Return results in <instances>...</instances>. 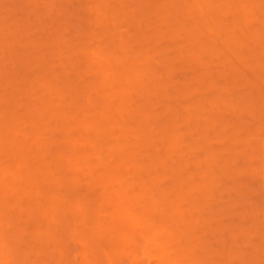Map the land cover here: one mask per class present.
<instances>
[{
  "label": "rangeland",
  "instance_id": "rangeland-1",
  "mask_svg": "<svg viewBox=\"0 0 264 264\" xmlns=\"http://www.w3.org/2000/svg\"><path fill=\"white\" fill-rule=\"evenodd\" d=\"M66 1L70 2L71 0L70 1L69 0H0V24L4 23L3 25L5 26L4 28L8 30L2 32L5 29L1 28L2 25L0 26V28L3 29L2 31L0 29V41L1 40L4 41V45L0 43L1 44L0 45L1 46L0 47V209H1L0 210V264H7V259H6L7 254H5L6 251L3 247V244H6L11 249L15 243L18 244L21 241H22L21 243H23L24 237H25L24 243L29 241L28 246L25 243L28 252L26 251L25 249L26 247H24V245H22L21 243H19L18 245L19 247L23 246L24 251H26V254L22 253L24 256L27 255L28 253L29 264L33 262H34L33 264H40L39 261L44 256L43 252L46 253L47 251L48 244L47 247H45L44 245L47 242H49L50 245L48 247L49 249L47 252L52 254V256L55 255L53 259H51L52 256L48 258L53 261L54 258L58 257V254L56 253L59 252L57 251L60 249L59 244L63 243L65 239L69 236L68 231H67L68 232L67 236L64 235V231L62 232L64 228L63 229L61 228L63 226V225L61 226V224H63V222L61 223V219H63L62 221H64V223L68 222L67 224H69L71 228L70 229L68 227L69 231L73 229V233L71 232L72 235H74V233L77 234L80 232L78 234L79 236L77 235V237L81 236V238L83 239L82 241L76 236L74 237L72 236L74 240L73 239L70 240V238L68 237L70 240L69 245L65 244L68 242V240H66L62 244L64 247H67L66 245L72 247L75 244L74 246L75 250L74 247L72 248H73V253L75 252L74 254H76L77 252L78 254V255L76 254L77 258H75L76 256L75 257L71 256L73 255V253L68 254L66 257L68 259L69 257L70 258L72 257V261L74 258L75 259L74 264H93L94 260L97 261L99 257L102 255V252L103 254H106L103 249H102L103 251L101 252L99 248L100 247L106 248L108 245L107 241L111 239V241L109 242L113 243L114 240L119 239L118 238L119 236L116 235H120V234H121L120 236L126 234L120 238L127 239V241H129L128 236L130 237L133 233L134 235L132 236V238L136 236L138 237L137 239H135L136 242L138 243L142 242L139 244L142 245V247H138L139 245L135 243V241L132 242L137 244L138 248H141L139 249L141 253L143 251L142 248L144 249V245H145L143 254L141 255L139 251H136V247H133L134 244L132 243L131 244L133 246L132 245H131L132 247L130 246L131 249H129L128 247L126 250V248L123 247L124 248L123 251V248L118 246H122L121 244L125 242L123 241L121 243L122 240L121 241L116 240L120 243L119 245L117 243H116L117 245L115 244L116 247H118L116 248V250L119 251L122 250L123 253L122 254L120 253L121 256L118 254L119 256L118 258H116L114 255L115 259H118L120 261L118 263L117 262L118 260L117 261L115 260L114 264L115 262L116 264H127V263L130 264L129 262L131 261L130 259L135 255H136L135 257L137 256L138 257L135 260H133L131 264H170V263L174 264V262L178 264L179 261H180L179 264H188V263L193 264L194 259L191 260V258L195 257L196 261L199 262L197 258H202L206 250L208 251L206 255H204L203 257L209 258L207 259V261H205L206 263L208 262V264L211 262H212L211 264H226V263L227 264H245V263L258 264L257 263L258 261L262 264V262L264 261V257L262 256L261 253L258 252V250L260 251V248H262L261 247L262 245H260L259 243L261 241L263 242L264 240V206H263L264 190H262V188H264V181H261L264 178V172H263L264 150L261 146L264 145H261L262 144V142H260L261 140L259 141V139H262V141H264V79H263L264 65L262 66L260 62L262 60V64L264 63V0H255V1L251 0L253 4H250V2H248L249 0H241V2L237 0L239 4L237 2L230 4L231 0L230 1L213 0L211 2L210 0H201V1H206L204 3H206L209 6L212 5L213 8L210 7L204 8L203 12L206 13V15L203 18H201L202 17L201 15L199 17L200 19L197 17L199 14H201V12L199 13L196 12L198 15L195 14L196 17L195 16L194 17L196 19L195 18L194 19L196 21L194 20V22L192 19L190 20V16L192 15L191 12H190V16L187 14V12L189 9L190 11L193 10L201 11L202 9L200 8L207 6L203 2L199 3L201 6L197 7L198 5H195L197 8H193L191 10V8H189L188 6H190L191 3H192L191 5H194L193 2L195 3L196 0L193 1L192 0H157V1L150 0L152 2L151 7L153 4V7L154 8L156 7L155 9L156 11L154 10V8L150 7L152 11L154 10L155 12L153 11L154 13L153 14L151 13L150 17L148 18L146 17L147 18L146 21L143 19L144 17L142 16L143 22L145 21L146 23V24L142 23L144 24L143 26L141 25V21H139V17L141 18L143 11L145 12L143 7H146V3H144L146 2V0L143 1L133 0L135 2L132 1L133 4L130 3L131 4L130 6L129 4H127L131 2L129 0H127V3H125L126 2L125 0H122L123 2L124 1L125 2L119 4L118 2H120L121 0H105V1L104 0H72L73 2L71 3L74 5V7L73 5H71V3L69 5V3H67ZM188 1H190V3ZM34 2L36 4H34ZM141 2L144 4L142 5ZM172 3L173 4L176 3L175 6ZM227 3H229L230 5ZM170 4H172V7L169 6ZM231 5L232 7L229 8V6ZM207 8L208 10H206ZM76 9H79L81 13H78L79 11ZM130 9L136 12L135 16ZM96 10H98L99 12L97 11L94 14H92ZM116 10H119L117 11L118 16H116L117 13L114 15V12H116ZM147 10L151 12L150 9L147 8ZM96 14L99 16L98 18L102 17L103 19L101 18L98 20L97 18H95ZM139 14L141 15L138 16ZM74 15L76 16V18ZM110 15L112 17L114 16L113 18L118 17V21H117L118 23L116 22L117 18L115 20L112 19L116 23V29L114 28L115 32L113 31V33L111 32L112 31L111 27L108 28L107 26V24H109L108 22L111 21L112 18ZM176 15L178 16L176 17ZM134 17H136L135 21H134ZM137 17L140 24L136 23L138 22L136 21ZM158 18L161 19L158 20ZM198 19L200 20V22H197L199 21ZM80 20L82 22L81 23L82 27L80 26ZM16 21H18L19 24ZM60 21H63L64 23ZM177 21L179 22L177 23ZM59 22L62 23L63 26H66L65 24L66 22L68 24V28L63 27ZM78 22H79V27H78ZM114 22L113 25L111 24L113 27H114ZM195 22H197V25L201 24V26H199L200 28H198L197 30L195 29V27L198 26L194 27L193 25L195 24ZM14 24H16L17 26L13 27L15 26ZM137 24L140 27H138ZM180 24L183 25L181 26ZM184 25L188 27V30ZM55 26H57L56 29ZM183 26L185 28H183ZM6 27H8V29ZM53 27L55 29V32L61 31L60 33H62L63 35L61 36L58 33H57L58 35L53 34L54 32ZM180 27L181 29H183L182 31L178 29ZM189 27H192L191 30L194 28L196 32L193 31L194 29L192 30V32H190ZM174 28H176L175 30H180V31L176 32ZM234 28L235 30H237V32L233 30ZM51 31L52 34H50ZM231 31H232V35L230 36V38L226 39L227 36H229L226 33ZM188 32H190V34L195 33L194 34L195 37L192 38L191 37L192 35H189ZM252 33L253 35H251ZM154 34L156 36H154ZM235 34L237 37H235ZM256 34L259 35L261 34V35L260 37L257 38L256 36L258 35ZM53 35L54 36L57 35V37H53ZM48 36L52 38L48 39ZM141 36L143 37L141 38ZM189 37H191L192 40ZM54 38L55 39L58 38V39L53 40ZM59 38H61V40ZM57 40H59L60 42L59 41L56 42ZM55 42L56 44H54ZM205 42L214 45L212 47L213 50H211L212 48L209 49L211 52H213L210 53L211 55H209L208 53L209 50L207 52L203 51V48L205 49V46L210 45ZM57 43L58 44L61 43L59 44L60 48L55 46L58 45ZM62 43L64 44V46H62ZM99 43L101 45H98ZM201 43L204 47L200 45ZM237 43H240L242 45L241 46L243 47L242 51L237 49L240 47V44H238L239 45L238 46ZM101 46H103V48H100ZM123 46L124 48L127 49V51H125V49L122 48L124 52H121L120 48ZM198 46H200L201 49ZM83 47L85 48L83 49ZM98 47L99 49H96ZM48 49L52 51L53 54L52 52H49ZM100 49H104V50H101L100 53L99 51ZM198 49L201 51H199ZM90 50L94 51L93 53H95L96 55H94L92 52L91 53L96 57V59L94 56H92L89 53ZM32 51L34 52V54ZM29 52H32V54ZM59 52H61L62 57L58 55L60 54ZM86 53H88V55ZM78 57L79 58L83 57V58L80 61ZM46 59L49 60L48 63H51L52 65L50 64L49 66ZM78 60L81 63L79 65L80 67H78L77 65ZM68 62L70 63V65ZM259 62H260V66H257L259 65L258 64ZM121 63L123 65H121ZM87 64L89 65L88 68L85 70ZM131 65L134 66L133 68L135 67L137 68L138 66V68H140L138 70L141 71L140 73L139 71H137V73L139 74H134V76L136 77L135 78L133 77L134 81L138 82L137 84H140L139 82H143L145 85V86L142 85L143 87H146L151 83L152 84L148 87V89L150 88L149 90L150 93L147 92L148 90H146L147 88L146 87L145 88L146 91H144L143 89L144 94L142 93L143 91L141 90L143 88L141 86L142 83L140 84V86L137 85V87L139 88H137L136 85L134 86L136 88L132 87L135 90V91L133 90L134 91L133 93L135 92L137 93L138 92L137 89H139L141 91L140 93L142 94L139 93V96L138 94L136 95L132 94L131 97H129L131 101L128 98V100L131 102L130 105V102H128V100L127 102H125L126 100H124L125 103L120 101L119 98L122 95L118 94L120 95L118 97L117 93H120L121 90H123L121 92L123 93L125 90L127 91V88L131 89V86L128 85L130 84V81L125 80L127 79L126 77H129L127 76L128 74L127 71L131 70L132 68ZM34 66L37 68H35ZM166 66L169 68V70H166L167 69ZM26 67L28 68L26 69ZM42 67L45 68L44 71L43 69L41 70ZM75 67H78L79 69L81 68L82 69L81 72L83 73L79 72L80 70L78 68L77 70ZM89 67H92V69L90 68L91 69L90 70ZM209 67L213 70L206 72L205 71L206 68ZM24 68L27 71L23 70ZM102 68L103 70H101ZM107 68L108 71L110 70L109 68L114 70L113 71L114 76L113 78L110 77L112 78L110 82L109 81L107 83L104 82L105 84H103L102 82L104 81L106 75L109 74L107 73L106 70ZM136 68L135 71L137 70ZM46 69H48V72L46 71ZM74 69H76L77 71L75 72ZM62 70H64L65 72H63ZM94 70L95 71L100 70V71L99 72L97 71L98 74H95L96 72ZM105 70H106V74L104 75L103 73H105ZM122 70L126 71V72L124 71V74L126 73L125 78L121 77L123 75V73H121ZM111 71L112 70H110V72ZM101 72H103L102 74L105 76L103 78V81H101L102 79H100L102 76ZM128 72L130 73V71ZM208 72L210 73L211 76H208L207 74ZM131 75L132 74L130 73L129 79L131 78ZM71 78H73L72 81L68 80ZM67 80L71 85L67 83ZM98 80L100 81V84L99 82H97ZM164 80H167L166 81L167 83ZM162 81L165 82L164 84L166 85L163 84L164 85L163 86L161 84ZM188 81H192V84L191 86L189 85V87L187 86L188 87L187 88L185 85H187ZM132 84L134 83L132 82L131 85ZM155 84L156 86L158 84L159 85L161 84V86H163L162 90H159L161 87L158 88V86L156 87ZM68 85L69 87L71 86V89L68 88ZM183 86L186 88H182ZM72 88L73 91L75 90L74 91L75 94L72 93L73 92ZM155 89L158 91L155 92ZM66 91H70L74 97L69 92ZM187 91L189 93V95L187 96L189 97L184 99L185 98L184 94H186L185 92ZM146 92L148 94H146ZM80 93H83L84 95L82 96V94ZM112 93H113L114 101H112L113 99L111 100L104 99L105 95L110 96ZM180 93L181 95L183 94L184 98L179 99L178 96H180ZM64 94L68 96L66 97ZM100 94L102 96L104 95L103 98H101ZM89 95H91V97L87 99ZM64 96L65 99H62ZM148 96L150 98H148ZM71 98L72 100L76 101L73 103L78 104L79 112H77L78 109L76 110V107L74 108V105L71 102L72 100L70 101ZM122 98L124 97L122 96ZM223 99H225V102L223 101ZM78 100L80 101L78 102ZM118 100H119V105L123 106L124 109L127 110V108H125V105L126 107L129 106L128 107L129 111H130L129 108H132L130 106L136 107V104L138 106L143 107L144 110V108L148 109V106L150 107V105L154 103L155 104L154 108H156V110L155 109L154 110L155 112L157 111L156 113H158L157 119L159 121L157 119L155 120V118L151 119L152 115L148 116L149 118L145 117L146 112L144 113L142 118L140 117L142 114L139 116L140 119L138 118L135 119L136 117L133 115H132L133 117L128 116L130 114L124 113L126 111L117 104ZM86 101L90 102L91 104H89L88 102L86 103ZM107 101L109 102V105ZM132 101L136 103L134 104V102ZM45 102L47 103L46 104L47 106H45L44 104ZM93 102L95 103L93 104ZM41 103H43L44 105L41 106L42 105ZM80 103L83 104V107ZM248 103L251 104L246 109L247 106L246 104ZM167 106H169L170 109L171 108L175 109L176 107H178L177 109L178 111L174 110L176 112L174 111L173 112L178 113V115H181L182 119H180L179 116H177L178 117V119H176L177 121H175V119L174 120L171 119L173 118L172 113L168 112V109H166ZM117 108L122 109V110L119 109V112L120 115L123 116L125 119H121L123 117L119 116V112L117 113L116 111ZM42 109L44 111H42ZM47 109H49L48 110L49 116L51 117L46 116L48 115ZM248 110L251 111L250 112L251 114L248 112ZM82 111L84 112V114ZM132 111H130V113H132ZM54 112L55 114L57 113L56 116ZM64 112L66 113L70 112L68 115L69 117L67 116L68 119L66 117L64 120L63 118H60L61 116L63 117L66 114ZM50 113L54 114L53 116L55 118L52 115H50ZM61 113H64V115H62ZM72 113L74 117L73 115L71 116ZM85 113H87L86 115L88 116V119H85L83 117ZM101 113L103 114L105 113V115L107 116L101 115ZM42 115L45 117H43ZM57 115L58 116L60 115L59 116L60 120H58L59 118H57L58 117ZM157 115L154 116L153 114L152 117H156ZM260 115L261 116L263 115L262 118L260 117ZM116 116L119 117L117 118ZM136 116H138V114ZM75 117H77L78 119ZM137 120H139V122ZM171 120L174 121V123L170 125L171 126L174 125V128H176V129L173 128V130H175V133L179 134L178 136L182 135L181 136L182 138L181 137L179 138L181 140L180 143H177L178 146L176 145L175 148L172 147V145L174 144L173 143L174 138L171 141L169 137L172 136L168 135L173 131L171 128L169 129V127L171 126H169L168 124L169 127L167 125H165L166 127L165 126L163 127L164 124H167V121L168 123H172L173 121ZM44 124L45 127L43 126ZM82 124L85 126V128L83 127V129L85 130L81 128ZM212 124L214 125V128L217 130V132H215L216 130H212V126H213ZM93 125L97 127V130H95L96 129L95 127H94L95 129H93L92 127ZM100 125H102V127H100ZM120 125H122V127H120ZM35 126H37V128ZM112 126L114 127V130ZM151 127H153L154 130L153 129L150 130ZM155 127L158 129H155ZM258 127L260 129L262 127V129L258 130ZM165 128H167L168 130L164 131ZM202 128H207L208 133L206 132L207 134L204 133L203 135L202 133L203 131H201L203 130ZM43 129H45V131ZM63 130H65V132L70 136L67 135L63 136L64 135L62 132ZM109 130H111L112 132L109 133ZM98 131L101 132L99 133ZM124 131L127 132V134L125 132L126 135H124ZM258 131L261 133L259 134ZM165 132H167L166 135ZM158 134L161 135L157 136ZM101 135L102 137H100ZM167 135H168V139L166 138ZM48 136L51 139L48 140ZM96 136L98 139L96 138L95 140ZM149 136H151L152 138L151 137L149 138ZM59 138L61 139V141L58 140ZM67 139H70V141ZM88 140H90L91 143ZM141 140L143 141V145L142 143L139 144V142H142ZM149 140L152 141V143H150ZM93 141L95 142L94 146L97 145V149L96 147H91L93 146L92 144ZM168 141L170 143L172 142L171 143L172 145ZM206 141L209 142L208 144L210 147L205 145ZM52 142H55V144ZM96 142L98 143L96 144ZM147 143L151 145L148 146ZM137 144L140 146L142 145V147H139ZM132 145L135 146L133 147ZM191 145L193 148L191 147ZM122 146L123 149L125 150L121 151ZM202 147L206 149V152L211 151L210 153H212L214 151L215 153L212 154L211 156V154L206 153L204 151L205 149H202ZM172 148L174 149L172 150ZM139 149L141 152H139ZM261 151L262 153H260ZM239 152L241 156H239L240 155ZM57 153L61 155L58 156ZM165 153H170V155L172 154L171 155L172 157L169 156L171 157V159L170 158L167 159L166 156L168 155ZM207 154L209 155V157H207L208 156ZM244 155L246 157H249L250 159L246 158ZM133 156L134 158H132ZM162 157L167 159L166 162H169L170 160L169 168L165 169L164 167H162L163 165H161L162 163L160 161V160L163 161ZM207 158L211 162L206 161L208 160ZM154 159H156L157 161H153ZM179 160L181 163L179 162ZM246 160L248 161L247 163L245 162ZM177 161L183 165L181 167L178 166L179 163ZM222 161L223 162L229 161L228 163H231V165L233 164L232 165L233 167L228 163L227 165H224L227 167L230 165L228 169L234 168L232 169L233 173L226 169L227 170L226 173L228 172L229 173L227 175L226 174L223 175V176H227L224 178H221L223 176H220L222 175L221 172H223L225 168L222 164ZM57 163H59L60 165H58ZM145 164L147 166L144 167L143 165ZM176 165L181 169L179 170ZM212 165H214L215 167H213ZM245 165H246L245 168L246 170H244ZM164 166L167 167L166 165ZM183 166L184 168H182ZM251 166L252 168H254L255 172H252L249 175H247L249 172H251L250 171L252 169L250 168ZM42 167H44L45 169ZM147 167L149 168L147 169ZM261 167H263V170L257 173V171L260 170ZM213 168H215L216 170ZM248 168H250V170H248ZM214 170L218 172L215 173L212 172ZM218 173L220 175H217L218 177H216V179L220 177V179L222 180L221 182L220 180L218 181L219 183H221L220 186L215 185L216 186L215 187L213 186L214 182H210V180H212V178H215L214 175ZM245 173L247 176L245 175ZM210 174L213 175V177L208 176ZM158 176L162 177L161 179L165 181L167 180L166 184L164 183L165 181L162 180H161L162 182L160 181L159 184ZM229 176L230 178H228ZM154 178L155 179L158 178V179L154 180ZM59 180H62V182L64 183H62L61 181L58 182ZM136 180L139 181L137 182ZM121 181L122 184L123 181L124 184L125 183L126 184L122 185ZM142 181L145 182L143 183ZM157 181L158 184L155 185ZM139 182H142L143 184L142 183L140 184ZM146 183L148 184V186ZM120 184L123 186V188L122 186H120ZM238 184L242 186H239ZM244 184L246 186L245 187L246 191L250 189L251 190L246 192L243 189ZM248 185L250 186L249 188H247ZM91 187H93V189H91ZM94 187H96V189ZM88 188L90 189L88 190ZM133 189L136 190L133 191ZM150 189H152L153 192ZM174 189H176L175 193H177V196L174 193ZM158 190L159 192H156ZM69 191L70 193H68ZM16 192L19 193L17 194ZM75 192H77V194ZM137 192L141 194L138 196ZM163 192L166 193L163 194ZM157 193L162 195H159ZM116 194H118L119 199ZM132 194L133 195L136 194V195L133 197ZM155 194H156V198H155ZM207 194L210 195L209 198ZM17 195H19L18 196L19 198L16 197ZM178 195H180V198L185 197L186 200L183 201V199H180ZM20 196H22L23 198ZM122 196L125 200L122 198ZM16 198L19 200H17ZM127 198L129 199V201L127 200ZM13 199H16L14 201H18L19 204L21 201V205L19 207L21 209L22 206L24 210L26 208L25 210L26 212L23 209L20 212V210H18L19 204L18 203H17L18 205L16 204L17 207L14 206L15 204L13 205L14 203ZM117 199L118 200L122 199L125 201V203L122 200L121 203H119ZM153 199L155 203H153ZM196 200L198 201V203ZM99 201H100V205H99ZM101 201L103 204L101 203ZM117 201H118V205L120 206V208L122 207V209L123 207L129 208L130 206H128L127 204L131 205V208L135 207L132 210L135 213L129 214L128 217L126 218L128 220V218H130L131 215L133 218L134 217L133 214L134 215L137 214L138 217L133 218L136 221H133V219H130L129 221L130 223L132 222L133 224L138 221L137 223H135V225L143 221L142 222L143 226L142 223H140L141 227L139 226L140 232L139 231L138 233L135 232L134 231L135 225L133 224L131 225L129 221H127L126 219L124 221L123 219L122 220L120 219L119 216L123 218L122 214L120 213H123L124 209H126L124 211H126L127 213H131L132 211L131 210H130L131 212L128 211L131 208L129 209L124 208L123 210H121L117 205ZM199 202L201 203L199 204ZM4 203H6V205ZM63 203L65 206L63 205ZM70 203H72L71 206ZM178 203L184 205L183 206L177 205ZM187 203L189 204L187 205ZM194 203H196L195 204L196 206L193 205ZM174 204H176L177 206ZM7 205H9V208L6 207ZM142 205L145 209L147 206V209L150 212H148L145 209H144L145 211L142 210L143 209ZM169 205L171 206L169 207ZM189 205L192 206L190 207ZM173 206L175 207V209L177 207L176 211L178 210V212H174V214L173 211H175V209ZM72 207L75 208L72 209ZM95 207H97V209H95ZM99 207L101 210L99 209ZM197 207L198 209H196ZM5 208L6 209L8 208L7 210H9L10 212L6 211ZM114 208H116L115 210L117 211H115ZM150 208L152 209V211H154L153 209L156 208L154 213H156V211L157 213L153 215L151 213L152 211ZM136 209L139 211V213ZM172 209L174 210L172 211ZM179 209L181 210L179 211ZM256 209L258 212L256 211ZM4 210L5 212H9V213H5ZM49 210L50 212H48ZM74 210H77L76 214L72 213ZM93 210H98L97 212L95 211L96 215H93L95 214ZM113 210L114 212H112ZM120 210L122 212H120ZM99 211L101 212L99 213ZM126 212L125 214H127ZM37 213L38 215L35 216V214ZM97 213L99 214L97 215ZM148 213L149 216L150 214L152 215L149 217ZM177 213H179L180 215ZM19 214H21L20 217ZM141 214H143L142 215L143 217H140ZM32 215L34 216L29 217ZM73 215L75 217L74 220H72L74 218ZM57 216L61 219L60 220L59 218L57 219ZM144 216H148L149 221L151 219L150 221L151 227L149 225L150 224L149 221L146 219L145 222V219H143ZM169 216L172 218H169ZM27 217H29V219L25 220L27 219ZM54 217L55 219H53ZM110 217H112V219H110ZM31 218L32 220L30 221ZM117 218H119V221L117 220ZM137 218L140 220V222ZM56 219L57 221H55ZM170 219L172 222L170 221ZM58 220L60 221V223H58L59 222ZM147 221L149 227L148 225H146ZM96 222L100 224L99 225L100 227L102 225L103 226L100 228L99 226H97L98 224H96ZM117 222L119 223V225ZM168 222H169V227L167 225ZM256 222H257V227H256L257 230L255 229L256 225H253ZM93 223L96 224V226ZM114 223L116 224L115 225L116 228L119 227L120 229L118 228L117 230L115 229V227L112 228L114 226L113 225ZM144 223L146 227H148L147 230H150L149 232L146 229H142L141 231L140 228L145 227ZM36 224L39 226V232L41 231L40 237H38L37 235V238L35 237L36 233L34 234L32 233L34 229V225L36 228ZM261 224H263V227H261L260 230L258 227H260L259 225ZM130 225L133 226L131 227L132 229L130 228ZM138 225L136 227H138ZM218 225L221 226L219 227ZM225 226H228L229 228L232 226L231 228L234 227L236 229L232 230ZM95 227L97 228L99 227L98 229L101 230H97V228ZM251 227H253L255 231H253ZM209 228L213 231L216 230L218 231L217 233H214L210 231ZM237 229H240L241 231ZM116 230L117 233H114V231ZM120 230L121 232L124 231V233L118 234V231ZM178 230L180 231V234ZM16 231L18 232L23 231L22 233H25L26 236L21 234L23 237L21 238L19 236L20 233L16 235L18 233ZM34 231H36V229H34ZM14 232H16L15 234L16 236H19L21 238V241L20 239L17 241L16 239L13 238ZM143 232L147 234H144ZM175 232L176 234H174ZM44 233L45 234L47 233L48 237H46ZM93 233L94 234L97 233V236L95 235L96 236L95 238ZM201 233H204L207 236H205L204 234L202 235ZM60 234H63L64 237H62L63 235ZM139 234L140 236L142 235L143 238H139ZM44 235L45 237H43ZM10 236H12L11 238H13L14 241L16 240V242L12 241V239L10 240ZM188 238H191L192 241L189 242L188 240L190 239ZM75 239L76 242L80 241L81 244L80 242L79 243L77 242L78 243L77 245ZM141 239L144 241H142ZM91 240H93V244ZM199 240L200 242L202 241V243L206 244V246L208 247L206 248V246H204L201 249L196 250L195 248H197L201 244ZM216 240L220 243H216ZM204 241H206V243ZM56 243L58 244L56 245ZM102 243L105 244L102 245ZM112 243L110 244L112 245ZM186 244L189 246H187ZM256 244L260 245V248L256 249L257 253L255 252L252 254L251 252L254 251V248L255 247L257 248V246H255ZM223 245H226V247ZM63 246H61L60 244L61 248ZM16 247L19 248L17 245ZM54 247L55 249H53ZM56 247H58L59 249H56ZM109 247L111 251V249L113 248H111V246ZM220 247H224L225 249L228 248V250H223L224 248L221 249ZM17 248H15L16 250H14V252L15 251L18 252ZM189 248H192L194 251H192ZM43 249L46 250L43 251ZM12 250L13 248L11 249V252L13 253ZM69 250H71V248ZM262 250L261 252L264 254V250L263 251ZM53 251H56V253H54ZM186 251L189 253H187ZM202 251L205 252L203 253ZM21 252H18V254L16 253V256L17 255L20 256ZM192 252H194V254ZM107 254L106 256L104 255L106 260L108 259ZM46 256H48L47 253ZM97 256L98 259L95 258ZM110 256L113 255L111 254ZM250 256L251 257L253 256L254 258L253 257L250 258ZM25 257L27 259V256ZM102 257L103 256H101L100 258L102 259ZM188 257H190V260H188L189 259ZM229 257H231V259H229ZM256 257H258L257 262H256ZM48 258H46V260L45 258L44 259L42 258V260L44 261L42 262L41 260V264H52L50 263L51 261L47 260ZM59 259H60L59 257L57 258V260L55 259L56 262L53 261L54 264H58L57 261ZM101 259H99L100 264L103 263V260L101 263ZM248 259L249 260L251 259L252 261H249ZM20 260L23 261L24 259H20ZM20 260H17L16 262L14 260V263L16 264ZM28 260H25V262L27 263ZM64 260L67 261L66 259ZM70 260L68 263L66 262V264H69ZM224 260H227L228 262ZM246 260L248 262H244ZM61 262H59V264H61ZM62 263H64V261Z\"/></svg>",
  "mask_w": 264,
  "mask_h": 264
},
{
  "label": "bare ground",
  "instance_id": "bare-ground-1",
  "mask_svg": "<svg viewBox=\"0 0 264 264\" xmlns=\"http://www.w3.org/2000/svg\"><path fill=\"white\" fill-rule=\"evenodd\" d=\"M69 1H70V0H69ZM104 1H105V0H104ZM125 1H126V2H125ZM125 1H124V2L127 3V0H125ZM129 1H131V2H129V3H127V4H129V6H130V5H131L130 3L133 4V2H135L136 0H135V1H133V0H129ZM132 1H133V2H132ZM138 1H139V0H138ZM141 1H143V0H141ZM151 1H152V0H151ZM151 1H150V0H146V2H144V3H146V7H143V8H144L145 12L148 13V14H146V13L143 11V14H142V15H141V14L138 15V16L141 15V18L139 17V21H141V25H142V26H143L144 24H146L145 21H146V19H147L148 17L151 16V13L153 14V13L156 11V10H155L156 7L154 8V7H153V4H152V7H151V3H152ZM154 1H157V0H154ZM192 1H193V0H192ZM211 1H213V0H210V2H211ZM229 1H230V0H229ZM254 1H255V0H254ZM66 2H67V1H66ZM71 2H73V1L71 0L70 2H67V3H69V5H70ZM122 2H123V1L121 0L120 2H118V4H119V3H122ZM124 2H123V3H124ZM188 2L190 3V1H188ZM202 2L204 3V2H206V1L196 0L195 3L193 2L194 5H191L192 3L190 4V6H192V7H190V6H188V7L191 8V10H192L193 8H197V7L201 6L199 3H202ZM210 2H209V3H210ZM226 2H227V1H226ZM236 2H237V0H231V1H230V4H232V3H236ZM239 2H241V0H239ZM248 2H250V4H253V3L251 2V0H249ZM136 3H137V2H136ZM136 3H135V4H136ZM144 3L141 2L142 5H143ZM147 3H148V4H147ZM170 3H171V2H170ZM209 3H208V4H209ZM237 3H238V2H237ZM29 4H30V3H29ZM32 4H33V3H32ZM34 4H36V3L34 2ZM168 4H169V3H168ZM172 4H173V3H172ZM172 4H170L169 6L172 7ZM175 4H176V3H174L173 5L175 6ZM204 4H206V3H204ZM227 4H229V3H227ZM230 4H229V5H230ZM238 4H239V3H238ZM238 4H237V5H238ZM71 5H73V4L71 3ZM149 5H150V6H149ZM195 5H198V6L196 7ZM202 5H203V4H202ZM206 5H207V4H206ZM26 6H28V5H26ZM174 6H173V7H174ZM244 6H245V5H244ZM249 6H250V5H249ZM69 7H70V6H69ZM71 7H72V6H71ZM73 7H74V5H73ZM134 7H135V6H134ZM150 7H151V8H154L155 11L153 10V11H154V12H153L152 9H151ZM188 7H187V8H188ZM206 7L213 8L212 5H211V6L207 5V6L203 7V8H200V9H202L201 11H200V10H193L194 12H193V11H190V9L188 8L189 10H188L187 14H188L189 16H190V12H191L192 15L194 14L193 16H192V15L190 16V20L192 19L193 22H194V20L196 19L195 17H196V15H198L197 13H199V12H201V14H199L197 18H199L201 15H202L201 18H203V17L206 15V13L203 12V9L206 8ZM231 7H232V5L229 6V8H231ZM75 8H76V7H75ZM147 8L150 9L151 12H150L149 10H147ZM246 8H247V7H246ZM30 9H31V7H30ZM68 9H69V8H68ZM82 9H83V8H82ZM11 10H12V9H11ZM66 10H67V9H66ZM71 10H72V9H71ZM71 10H70V11H71ZM76 10L79 11V9H76ZM80 10H81V9H80ZM93 10H94V9H93ZM130 10L132 11V13H133L134 16H135V13H136V12H134L132 9H130ZM206 10H208V8H207ZM12 11H13V10H12ZM81 11H82V10H81ZM97 11H98V10H96V11H94V12L92 11V12H93L92 14H94V13L97 12ZM117 11H119V10H116V12H114V15L117 13ZM148 11H149V12H148ZM98 12H99V11H98ZM196 12H197V13H196ZM78 13H81V12L79 11ZM128 13H131V12H128ZM149 13H150V14H149ZM180 13H182V12H180ZM180 13H179V14H180ZM97 14H98V13H97ZM97 14H96L97 17L95 16V18H97L98 20L101 19L102 17L100 16L101 18H98V17H99V16H98L99 14H98V15H97ZM119 14H120V12H119ZM195 14H196V15H195ZM111 15H112V14H111ZM111 15H110V16H111ZM148 15H149V16H148ZM74 16H75V15H74ZM116 16H118V13H117ZM142 16L144 17V18H143V19L145 20L144 22H143ZM177 16H178V15H176V17H177ZM194 16H195V17H194ZM69 17H71V16H69ZM79 17H80V16H79ZM111 17H112V16H111ZM113 17H114V16H113ZM113 17L111 18V21H109V19H108L109 22L107 21V22L109 23V24H107V26H108V28L111 27V29H112L111 32H112V33H113V31H114V28L116 29V23L114 22V20L117 18L116 22L118 21V17H116V18H113ZM146 17H147V18H146ZM185 17H186V16H185ZM187 17H188V16H187ZM75 18H76V16H75ZM75 18H74V19H75ZM107 18H108V17H107ZM107 18H106V19H107ZM135 18H136V17H134V21H135ZM194 18H195V19H194ZM57 19H58V18H57ZM79 19H80V18H79ZM79 19H78V20H79ZM102 19H103V18H102ZM112 19H114V20H112ZM132 19H133V18H132ZM160 19H161V18H160ZM160 19L158 18V20H160ZM184 19H185V18H184ZM199 19H200V18H199ZM199 19H198V20H199ZM68 20H69V19H68ZM180 20H181V18H180ZM64 21H66V20H64ZM136 21H138V17H137V20H136ZM139 21L136 22V23L140 24ZM195 21H196V20H195ZM3 22H4V21H3ZM16 22L18 23V21H16ZM16 22H15V23H16ZM60 22L64 23L63 21H60ZM60 22H59V23H60ZM76 22H77V21H76ZM110 22H111V23H110ZM113 22H114V27L112 26V25H113ZM178 22H179V21H177V23H178ZM181 22H182V21H181ZM197 22H200V20L197 21ZM197 22H195L196 25L193 24L194 27H195V26H198V27H195L196 30H197L198 28H200L199 26H201L200 23H198V24H200V25H197ZM17 23H16V24H17ZM59 23H58V24H59ZM62 23H60V24L63 26ZM81 23H82V22H81V20H80V26H81ZM117 23H118V22H117ZM142 23H144V24H142ZM147 23H148V22H147ZM177 23H175V24H177ZM16 24H14L15 26H13V27H16V26H17ZM18 24H19V23H18ZM37 24H38V23H37ZM65 24H66V26H63V27H67V28H68V24H67L66 22H65ZM65 24H64V25H65ZM90 24H91V23H90ZM93 24H94V23H93ZM111 24H112V25H111ZM138 24H137V25H138ZM1 25L3 26L4 23H3V24H0V26H1ZM54 25H55V24H54ZM180 25H181V24H180ZM182 25H183V24H182ZM182 25H181V26H182ZM2 26H1V28H4V27H5V26H3V27H2ZM9 26H10V25H9ZM35 26H36V25H35ZM88 26H90V25H88ZM91 26H92V25H91ZM174 26H175V25H174ZM184 26H186V25H184ZM184 26H183V28H185ZM191 26H192V25H191ZM40 27H41V26H40ZM56 27H57V26H55V29H56ZM59 27H60V25H59ZM78 27H79V22H78ZM81 27H82V26H81ZM138 27H140V26L138 25ZM1 28H0V29H1ZM6 28L8 29V27H6ZM11 28H12V26H11ZM11 28H10V29H11ZM70 28H71V27H70ZM136 28H137V27H136ZM191 28H192V27H189V29H190L189 31H190V32H192V30L194 29V28H193V29L191 30ZM235 28H236V27H235ZM235 28H234L233 30H234L235 32H237V30H235ZM4 29H5V28H4ZM41 29H42V28H41ZM53 29H54V27H53ZM55 29L53 30V31H54L53 34H57V33H58V34H60L61 36L63 35L62 33H60L61 31H57V32H55ZM57 29H58V28H57ZM83 29H84V28H83ZM111 29H110V30H111ZM137 29H138V28H137ZM175 29H176V28H174V30H175ZM178 29H180L181 31L183 30V29H181V27L178 28ZM186 29L188 30V27H187V26H186ZM195 29H194L193 31L196 32ZM2 30H3V29H1V31H2ZM14 30H15V29H14ZM62 30H64V29H62ZM72 30H73V29H72ZM74 30H75V29H74ZM180 30H175V31L177 32V31H180ZM5 31H8V30L5 29V30L2 31V32H5ZM75 31H76V30H75ZM79 31H80V28H79ZM15 32H16V31H15ZM15 32H14V33H15ZM82 32H83V31H82ZM111 32H110V34H111ZM114 32H115V31H114ZM172 32H173V31H172ZM184 32H185V31H184ZM190 32H188L189 35H192L191 37L194 38V37H195V35H194L195 33L190 34ZM14 33H13V34H14ZM16 33H17V32H16ZM49 33H50V32H49ZM186 33H187V32H186ZM50 34H52V31H51ZM58 34H57V35H58ZM156 34H157V33H156ZM226 34L229 35V36L225 35V36H227L226 39H228V38H230V36L232 35V31H231V32H228V33H226ZM57 35H56V36L53 35V37H57ZM96 35H98V34H96ZM251 35H253V33H252ZM256 35H258V36H256ZM256 35H255V36L258 38V37H260L261 34H260V35H259V34H256ZM19 36H20V34H19ZM139 36H140V35H139ZM154 36H156V35L154 34ZM59 37H60V36H59ZM106 37H107V34H106ZM142 37H143V36H141V38H142ZM152 37H153V36H152ZM191 37H189V38L192 40ZM235 37H237L236 34H235ZM22 38H23V37H22ZM46 38H47V36H46ZM49 38H52V37H49V36H48V39H49ZM154 38H156V37H154ZM261 38H262V36H261ZM56 39H58V38H56ZM56 39L54 38L53 40H56ZM59 39L61 40V38H59ZM65 39H66V38H65ZM106 39H107V38H106ZM152 39H153V38H152ZM18 40H19V39H18ZM103 40H105V39H103ZM141 40H142V39H141ZM141 40H140V41H141ZM1 41H2V40H1ZM1 41H0V43L4 45V41H2L3 43H2ZM19 41H20V40H19ZM19 41H18V42H19ZM58 41H59V40H57L56 42H58ZM64 41H66V40H64ZM67 41H68V40H67ZM138 41H139V40H138ZM53 42H54V41H53ZM56 42H55L54 44H56ZM59 42H60V41H59ZM61 42H62V41H61ZM99 42H100V41H99ZM123 42H124V41H123ZM237 42H238V41H237ZM49 43H51V42H49ZM68 43H69V42H68ZM68 43H67V44H68ZM100 43H101V42H100ZM100 43H99L98 45H101ZM205 43H207V42H205ZM1 44H0V45H1ZM54 44H53V45H54ZM57 44H58V43H57ZM59 44H61V43H59ZM59 44H58V45H55V46L59 47ZM124 44H126V43H124ZM207 44H210V43H207ZM238 44H240V43H237V45H238ZM3 45H2V47H3ZM50 45H51V44H50ZM50 45H48V46H50ZM198 45H199V44H198ZM200 45H202V43H201ZM62 46H64L63 43H62ZM66 46H67V45H66ZM202 46H203V45H202ZM207 46H208V45H207ZM207 46H205V49L203 48L204 46L202 47V48H203V51L207 52V51H208L210 48H212L214 45H211V44H210V45L208 46L209 48H208ZM238 46H239V45H238ZM241 46H242V45L240 44V47L237 48V49H239L240 51H242V49H243V47H241ZM0 47H1V46H0ZM57 47H56V48H57ZM85 47H86V46H85ZM85 47H83V49H84ZM198 47L201 49L200 46H198ZM206 47H207V48H206ZM47 48H48V47H47ZM51 48H54V47H51ZM59 48H60V47H59ZM80 48H81V47H80ZM100 48H103V46H101ZM122 48H124V46L120 48V49H121V52H124V50H122ZM214 48H215V47H214ZM96 49H99V47L96 48ZM124 49H125V51H127L126 48H124ZM206 49H207V50H206ZM23 50H24V49H23ZM48 50H49V49H48ZM56 50H58V49H56ZM56 50H55V52H56ZM79 50H80V49H79ZM85 50H86V49H85ZM101 50H104V49H100V50H99L100 53H101ZM198 50H199V49H198ZM198 50H197V51H198ZM211 50H213V48H212ZM24 51H25V50H24ZM53 51H54V49H53ZM83 51H84V50H83ZM199 51H201V50H199ZM214 51H215V50H214ZM32 52H33V51H32ZM32 52H29V53L32 54ZM49 52H52V51L49 50ZM55 52H54V53H55ZM91 52L93 53L94 51H93V50H90V52H89L92 56L96 55L95 53H93V54H94V55H93ZM103 52H104V51H103ZM103 52H102V53H103ZM158 52H159V51H158ZM26 53H27V52H26ZM45 53H46V52H45ZM47 53H48V52H47ZM59 53H60V54H58V53H57V54L61 56V52H59ZM73 53H74V52H73ZM76 53H77V52H76ZM208 53H209V55H211L210 53H213V52H211V51L209 50ZM33 54H34V52H33ZM52 54H53V52H52ZM55 54H56V53H55ZM80 54H83V53H80ZM84 54H85V53H84ZM86 54L88 55V53H86ZM97 54H98V53H97ZM44 55H45V54H44ZM49 55H51V54H49ZM75 55H76V54H75ZM78 55H79V52H78ZM21 56H22V55H21ZM21 56H20V57H21ZM53 56H54V55H53ZM92 56H91V57H92ZM42 57H44V56H42ZM55 57H56V56H55ZM61 57H62V56H61ZM61 57H59V58H61ZM76 57H77V56H76ZM94 57H95V56H94ZM31 58H32V57H31ZM49 58H50V57H49ZM80 58H81V59H80ZM80 58L78 57V59L81 61L83 57H80ZM91 59H92V58H91ZM91 59H90V60H91ZM93 59H94V58H93ZM95 59H96V57H95ZM21 60H22V59H21ZM37 60H38V59H37ZM43 60H44V59H43ZM46 60H47V59H46ZM50 60H51V59H50ZM79 60H78V62H79ZM19 61H20V60H19ZM48 61H49V60H47V63H48ZM93 61H95V60H93ZM78 62H77V65H78V67H80L79 65H80L81 63H80V62L78 63ZM82 62H83V61H82ZM260 62H261V65L263 66L264 63L262 64V60H261ZM260 62L258 63L259 65H257V66H260ZM36 63H37V62H36ZM40 63H41V62H40ZM68 63H69V62H68ZM91 63H92V62H91ZM42 64H43V63H42ZM48 64H49V66H50L51 63H48ZM205 64H206V63H205ZM205 64H204V65H205ZM23 65H24V64H23ZM51 65H52V64H51ZM62 65H63V64H62ZM69 65H70V63H69ZM75 65H76V64H75ZM75 65H74V66H75ZM88 65H89V64H87V67L85 68V70L88 68ZM116 65H117V64H116ZM121 65H123V64L121 63ZM142 65H144V64H142ZM24 66H25V65H24ZM24 66H23V67H24ZM65 66H66V65H65ZM145 66H146V65H145ZM167 66H169V65H167ZM167 66H166L167 69H166V68H165V69H166V70H169V68H168ZM34 67H35V66H34ZM34 67H33V69H34ZM40 67H41V66H40ZM53 67H54V66H53ZM78 67H75V68L77 69ZM82 67H83V66H82ZM99 67H100V66H99ZM99 67H98V68H99ZM121 67H122V66H121ZM131 67H132L131 70H128V71H130V73L132 74L130 79H129V77H130V73H129L128 71H127V73H128L129 75L127 74V76H129V77H126V76H125V74H126V73L124 74V71H125V70H122V72H121V73H123V75H124V76L122 75L121 77H123V78L126 77L127 79H125V80L130 81V84H128V85L131 86V89H130V88H129V89L127 88V91L129 90L128 92L124 89V90H125V91H124L125 93H124V92L121 93L123 90H121V92L119 91L120 93H117L118 91L116 92L117 95L120 94V95H122V96L124 97V98H122V96H121V97L119 98V100L122 101L123 103L127 102L128 98L131 97L132 94H135V95L138 94V96H139V93H140L141 91H140L139 89H137L138 92H137V93H136V92L133 93V92L135 91L133 88H136L137 85L140 86L141 83H142L141 86H142V85L145 86L143 82H139L140 84H137L138 82H135V81H134V78L136 77V76H134V74H139L141 71L138 70V69H140V68H138V66H137V68L135 67V68L137 69V70L135 71V68H133L134 66L131 65ZM143 67H144V66H143ZM27 68H28V67H26V69H27ZM35 68H37V67H35ZM46 68H47V67H46ZM48 68H49V67H48ZM54 68H55V67H54ZM72 68H74V67H72ZM90 68L92 69V67H89V69H90ZM100 68H101V67H100ZM111 68H113V67H111ZM111 68H109L110 70H112L111 72H110V70L108 71V68L106 69V70H107V73H109L108 75H106L107 79H106V77L104 76V75L106 74V70H105V73L101 72V74H102V73L104 74V75L102 74V76L100 75V76H101L100 79H102L101 81H103V78H104V77H105V79L107 80V81H106V80L104 79V81L102 82L103 84H105L104 82H106V83H107L108 81L110 82L111 79L113 78V76H114L113 71H114V70L111 69ZM119 68H120V67H119ZM122 68H123V67H122ZM26 69L24 68L23 70H26ZM39 69H40V68H39ZM42 69H43V71L45 70L44 67H42L41 70H42ZM55 69H56V68H55ZM55 69H54V70H55ZM76 69H74L75 72H76L79 68H78L77 70H76ZM91 69H90V70H91ZM72 70H73V69H72ZM79 70H80L79 72H81L82 69L80 68ZM85 70H84V71H85ZM101 70H103V68H102ZM212 70H213V69H211V68L209 67V68H206L205 71L207 72V71H212ZM215 70H216V69H215ZM215 70H214V72H215ZM26 71H27V70H26ZM26 71H25V72H26ZM34 71H35V70H34ZM46 71L48 72V69H46ZM46 71H45V73H46ZM62 71L65 72L64 70H62ZM94 71H95V70H94ZM97 71H98V70H96V71H95L96 73H95V72H94V73H95V74H98V72H99L100 70H99L98 72H97ZM137 71H139V73H137ZM36 72H37V71H36ZM40 72H41V71H40ZM40 72H38V73H40ZM49 72H50V71H49ZM92 72H93V71H92ZM125 72H126V71H125ZM54 73H55V72H54ZM68 73H69V72H68ZM81 73H83V72H81ZM112 73H113V74H112ZM211 73H212V72H211ZM42 74H43V73H42ZM61 74H62V73H61ZM69 74H70V73H69ZM69 74H68V75H69ZM77 74H80V73H77ZM95 74H94V75H95ZM111 74H112V76H111ZM207 74H208V76H211L209 72H208ZM57 75H58V74H57ZM66 75H67V74H66ZM70 75H71V74H70ZM80 76H81V75H80ZM95 76H96V75H95ZM137 76H138V75H137ZM10 77H13V76H10ZM22 77H23V76H22ZM52 77H53V76H52ZM57 77H58V76H57ZM81 77H82V76H81ZM110 77H112V78H110ZM133 77H134V78H133ZM8 78H9V77H8ZM38 78H39V77H38ZM43 78H45V77H43ZM67 78H69V77H67ZM96 79H97V77H96ZM131 79H132V81H131ZM263 79H264V76H263ZM22 80H23V79H22ZM34 80H35V79H34ZM37 80H38V79H37ZM64 80H65V79H64ZM68 80L72 81L73 78L68 79ZM68 80H67V83L70 84ZM162 80H163V79H162ZM197 80H198V79H197ZM9 81H10V80H9ZM23 81H24V80H23ZM39 81H40V80H39ZM55 81H56V79H55ZM128 81H127V82H128ZM136 81H137V80H136ZM164 81L166 82L167 80H164ZM36 82H37V81H36ZM59 82H62V81H59ZM75 82H76V81H75ZM97 82H99V84H100V81H99V80H98ZM132 82H133L134 84L131 85ZM153 82H154V81H153ZM165 82L162 81L161 84L163 85ZM195 82H196V81H195ZM38 83H39V82H38ZM40 83H41V82H40ZM50 83H51V82H50ZM102 83H101V84H102ZM128 83H129V82H128ZM135 83H136V84H135ZM166 83H167V82H166ZM188 83H189V84H188ZM193 83H194V82H193ZM41 84H42V83H41ZM43 84H44V83H43ZM48 84H49V83H48ZM56 84H57V83H56ZM73 84H75V83H73ZM77 84H78V83H77ZM97 84H98V83H97ZM97 84H95V85H97ZM151 84H152V83H151ZM151 84H150V85H151ZM161 84H160V85H159V84L157 85L158 88L161 87L159 90H162L163 86L166 85V84H164L163 86H161ZM191 84H192V81H188V82H187V85H185V86H186V87H187V86L189 87V85L191 86ZM53 85H54V84H53ZM70 85H71V84H70ZM135 85H136V87H134ZM150 85L146 86L147 88L142 86L143 88H142L141 90H142V91H143V89H144V91L148 90L147 92L150 93V91H149L150 88L148 89V87H149ZM182 85H183V84H182ZM49 86H50V85H49ZM51 86H52V85H51ZM55 86H56V85H55ZM77 86H78V85H77ZM93 86H94V83H93ZM155 86H156V84H155ZM155 86H154V87H155ZM157 86H156V87H157ZM61 87H62V86H61ZM64 87H65V85H64ZM64 87H63V88H64ZM66 87H67V86H66ZM132 87H133V88H132ZM186 87L183 86L182 88H186ZM188 87H187V88H188ZM52 88H53V87H52ZM68 88L71 89V86L69 87V85H68ZM73 88H74V87H73ZM73 88H72V91H73ZM95 88H96V86H95ZM137 88H139V87H137ZM145 88H146V90H145ZM182 88H181V89H182ZM156 89H157V88H156ZM156 89H155V92L158 91V90H156ZM53 90H54V89H53ZM66 90H67V89H66ZM76 90H77V89H76ZM131 90H132V92H131ZM133 90H134V91H133ZM59 91H60V90H59ZM74 91H75V90H74ZM74 91H73L72 93L75 94ZM144 91L142 92L143 94H144ZM63 92H65V91H63ZM63 92H62V93H63ZM66 92H69V93L73 96V94H72L70 91H66ZM147 92H146V94H148ZM57 93H58V92H57ZM129 93H130V96H129ZM142 93H140V94H142ZM177 93H178V92H177ZM185 93H186V94H184V95H185V98L183 97V94L181 95V93H180V96H178L179 99H182V98L186 99V98H188V97H189V96H187V95H189L188 91L185 92ZM187 93H188V94H187ZM58 94H59V93H58ZM60 94H61V93H60ZM66 94H68V93H66ZM70 94H69V95H70ZM80 94H82V96L84 95L83 93H80ZM126 94H127V95H126ZM56 95H57V94H56ZM64 95H65V94H64ZM71 95H70V96H71ZM85 95H88V94H85ZM100 95H101V94H100ZM111 95H112V96H111ZM111 95H110V96H109V95H105V98H104V99H107V100H109V99H110V100L113 99L112 101H114L113 93H112ZM120 95H118V97H119ZM60 96H61V95H60ZM65 96H66V95H65ZM65 96H64L62 99H65ZM67 96H68V95H67ZM67 96H66V97H67ZM80 96H81V95H80ZM82 96H81V97H82ZM103 96H104V95H103ZM103 96L101 95V98H103ZM106 96H107V97H106ZM115 96H116V95H115ZM115 96H114V97H115ZM73 97H74V96H73ZM90 97H91V95H89V97H88V98L86 97V98L89 99ZM133 97H134V96H133ZM180 97H181V98H180ZM54 98H55V97H54ZM148 98H150V97L148 96ZM122 99H123V100H122ZM71 100H72V98L70 99V101H71ZM119 100H118V103H117L118 105H119ZM124 100H126V101L124 102ZM129 100H130V98H129ZM129 100H128V102L131 101V100H130V101H129ZM132 100H133V99H132ZM134 100H135V99H134ZM42 101H44V100H42ZM62 101H63V100H62ZM68 101H69V100H68ZM79 101H80V100H78V102H79ZM89 101H90V100H89ZM94 101H95V100H94ZM116 101H117V100H116ZM116 101H115V102H116ZM223 101L225 102V99H223ZM242 101H243V100H242ZM259 101H260V100H259ZM40 102H41V101H40ZM52 102H53V101H52ZM71 102H72V104L74 105V108L76 107V110H77V109L79 108L78 104H77V103H73V102H76V101L72 100ZM87 102H88V101H86V103H87ZM107 102H108V101H107ZM132 102H134V101H132ZM257 102H258V101H257ZM260 102H261V101H260ZM65 103H66V100H65ZM88 103L91 104L90 102H88ZM94 103H95V102H93V104H94ZM99 103H100V102H99ZM104 103H105V101H104ZM111 103H112V102H111ZM135 103H136V102H134V104H135ZM41 104H42L41 106H43L44 104H45V106H47V105H46V104H47L46 102H45L44 104H43V103H41ZM80 104H81V103H80ZM102 104H103V102H102ZM120 104H121V102H120ZM128 104H129V103H128ZM134 104H133V105H134ZM250 104H251V103H250ZM250 104H249V103L246 104V105H247V106H246V109H247L248 106H250ZM252 104H253V103H252ZM65 105H68V104H65ZM81 105H82V107H83V104H81ZM108 105H109V102H108ZM118 105H117V106H118ZM130 105H131V102H130ZM154 105H155V104L152 103V104L150 105V107L148 106V109H145V108H144L145 111L143 110V107L138 106L137 104H136V107L130 106V107H132V108H129V109H130V111L133 110L132 113H130V111L128 110V107H129L128 105H127L128 107H126V105H125V108H127V110L129 111V113H128V111H127L126 109H124L123 106H120V105H119V106L122 107V109H124V110L126 111V112H124V113L130 114V115H128V116H130V117L135 116V117H136L135 119H137V118L140 119L139 116L142 114V115L140 116V117L142 118V116L144 115L145 112L147 113V115H146V113H145V117H148V116H151V115L153 116V114H154V116L157 115L158 113H156L157 111L155 112L156 108H154ZM258 105H260V104H258ZM45 106H44V107H45ZM77 106H78V107H77ZM119 106H118V107H119ZM137 106H138V107H137ZM152 106H153V107H152ZM252 106H253V105H252ZM67 107H68V106H67ZM48 108H49V106H48ZM51 108H52V107H51ZM135 108H136V110H135ZM137 108H138V109H137ZM250 108H251V107H250ZM45 109H46V108H45ZM70 109H71V108H70ZM80 109H81V108H80ZM117 109H118V110H117ZM117 109H116V111H117V113H118V112H119V109H121V108H117ZM122 109H121V110H122ZM151 109H152V110H151ZM154 109H155V110H154ZM166 109H168V112H169V113H172V117H173V118H171V119H173V120L175 119V121H177V120H176V119H178L177 116H179V118L182 119V116H181V115H178V113H174V112L178 111V110H177L178 107H176L175 109H174V108H171V109H170V107L167 106ZM248 109H249V108H248ZM48 110H49V109H47V111H48ZM51 110H52V109H51ZM73 110H75V109H73ZM134 110H135V111H134ZM171 110H172V111H171ZM174 110H176V111H174ZM179 110H180V109H179ZM35 111H36V110H35ZM42 111H44V110L42 109ZM64 111H65V110H64ZM173 111H174V112H173ZM60 112H61V111H60ZM77 112H79V109H78ZM77 112H76V113H77ZM82 112H83V111H82ZM101 112H102V111H101ZM135 112H136V113H135ZM248 112L250 113L251 111L248 110ZM255 112H256V111H255ZM52 113H53V112H52ZM64 113H66V112H64ZM64 113H61V114L64 115ZM69 113H70V112L66 113L63 117L61 116L60 118H63V120H64L65 117L67 118V116L69 115ZM73 113H74V112H73ZM73 113L71 114V116L73 115ZM80 113H81V111H80ZM105 113H106V111H105ZM105 113H104V114L101 113V115H105ZM107 113H108V111H107ZM134 113H135V114H134ZM152 113H153V114H152ZM249 113H248V114H249ZM253 113H254V110H253ZM38 114H39V113H38ZM45 114H46V113H45ZM47 114H48V115H46V116H49V111H48ZM54 114H55V112H54ZM54 114H51V113H50V115H52V116H53ZM56 114H57V113H56ZM56 114H55V116H56ZM83 114H84V112H83ZM86 114H87V113H85V115H86ZM137 114H138V116H136ZM250 114H251V113H250ZM250 114H249V115H250ZM75 115H78V114H75ZM85 115H84L83 117H84L85 119H88V116L86 115V117H87V118H86ZM132 115H133V116H132ZM173 115H174L175 117H174ZM42 116H43V115H42ZM57 116H58V115H57ZM59 116H60V115H59ZM59 116H58L57 118H59ZM71 116H70V117H71ZM90 116H91V115H90ZM105 116H107V115H105ZM119 116H121V115H120V112H119ZM119 116H118V117H119ZM126 116H127V115H126ZM152 116H151V119L155 118V120H156V119L158 118V115H157L156 117H152ZM262 116H263V115H262ZM262 116L260 115L261 118H262ZM43 117H45V116H43ZM49 117H51V116H49ZM53 117H54V116H53ZM68 117H69V116H68ZM73 117H74V115H73ZM93 117H94V115H93ZM116 117H117V116H116ZM118 117H117V118H118ZM121 117H123V116H121ZM54 118H55V117H54ZM60 118H59L58 120H60ZM75 118H77V117H75ZM89 118H90V117H89ZM95 118H96V117H95ZM99 118H100V117H99ZM99 118H98V119H99ZM126 118H127V117H126ZM148 118H149V117H148ZM261 118H258V119H261ZM67 119H68V118H67ZM69 119H70V118H69ZM71 119H72V118H71ZM77 119H78V118H77ZM90 119H91V118H90ZM101 119H102V118H101ZM113 119H114V118H113ZM121 119H125V118L123 117V118H121ZM157 120H158V119H157ZM173 120H171V121H173ZM90 121H91V120H90ZM137 121L139 122V120H137ZM158 121H159V120H158ZM161 121H162V119H161ZM212 121H213V120H212ZM39 122H40V121H39ZM39 122H38V123H39ZM124 122H125V121H124ZM126 122H127V120H126ZM169 122H170V121H169ZM209 122H210V121H209ZM44 123H45V122H44ZM155 123H156V122H155ZM161 123H164V122H161ZM173 123H174V121H173L172 123H168V121H167V124H164L163 127H164L165 125L168 126V124H169V126H171L170 124H173ZM35 125H37V124H35ZM40 125H41V124H40ZM78 125H80V124H78ZM78 125H77V126H78ZM124 125H125V124H124ZM161 125H162V124H161ZM212 125H213V124H212ZM38 126H39V125H38ZM43 126L45 127V124H44ZM49 126H50V125H49ZM142 126H144V125H142ZM145 126H146V124H145ZM169 126H168V127H169ZM258 126H259V125H258ZM35 127L37 128V126H35ZM39 127H40V126H39ZM44 127H43V128H44ZM83 127L85 128V126L82 124V125H81V128L83 129ZM92 127H93V129L96 128L95 130H97V127H96V126L93 125ZM94 127H95V128H94ZM100 127H102V125H100ZM120 127H122V125H120ZM125 127H126V126H125ZM165 127H166V126H165ZM216 127H217V126H216ZM41 128H42V127H41ZM76 128H78V127H76ZM86 128H87V127H86ZM110 128H111V127H110ZM112 128H113V130H114V127H113V126H112ZM112 128H111V129H112ZM170 128L173 130L174 125L171 126V127H169V129H170ZM46 129H47V128H46ZM99 129H100V128H99ZM104 129H105V127H104ZM108 129H109V128H108ZM108 129H107V130H108ZM123 129H124V128H123ZM140 129H142V128H140ZM143 129H144V127H143ZM152 129L154 130L153 127L150 128V130H152ZM155 129H158V128L155 127ZM174 129H176V128H174ZM202 129H203V130H201V131H203V132H202L203 135H204V133H205V134L208 133V129H207V128H202ZM261 129H262V127H261ZM261 129L258 127V130H261ZM43 130L45 131V129H43ZM83 130H85V129H83ZM147 130H149V129H147ZM163 130H164V129H163ZM166 130H168V129L165 128L164 131H166ZM204 130H205V131H204ZM212 130H216V129L214 128V125L212 126ZM176 131H177V130H176ZM256 131H257V129H256ZM62 132H63V134H64L63 136H65V135L70 136V135H68V134L65 132V130H63ZM64 132H65V133H64ZM79 132H80V131H79ZM86 132H87V129H86ZM86 132H85V134H86ZM89 132H90V131H89ZM98 132H99V131H98ZM98 132H97V133H98ZM100 132H101V131H100ZM100 132H99V133H100ZM110 132H112V131L109 130V133H110ZM125 132H126V131H124V135L127 134V132H126V134H125ZM155 132H156V131H155ZM170 132H171V131H170ZM206 132H207V133H206ZM215 132H217V130H216ZM258 132H259V131H258ZM80 133H81V132H80ZM82 133H83V132H82ZM94 133H95V132H94ZM141 133H142V131H141ZM163 133H164V132H163ZM168 133H169V132H168ZM174 133H175V130H173L172 133H169V134H168L169 136H170V135L172 136V137H169V139H170L171 141H172V139L174 138V139H173V140H174V142H173L174 144L172 145V144H171L172 142H171V143H170L169 141H168V142L172 145V147L175 148L176 145L178 146L177 143H180L181 140H180L179 138H180L182 135L178 136L179 134H177V133L174 134ZM260 133H261V132H259V134H260ZM166 134H167V132H165V135H166ZM80 135H83V134H80ZM94 135H95V134H94ZM98 135H99V134H98ZM160 135H161V134H160ZM160 135L158 134L157 136H160ZM168 135H167V137H166L167 139H168ZM173 135H174V136H173ZM208 135H209V134H208ZM67 136H66V138H67ZM157 136H156V137H157ZM84 137H85V136H84ZM92 137H93V136H92ZM100 137H102V135H101ZM100 137H99V138H100ZM103 137H104V136H103ZM126 137H127V136H126ZM139 137H140V136H139ZM142 137H143V136H142ZM142 137H141V138H142ZM144 137H145V136H144ZM146 137H147V135H146ZM150 137H151V136H149V138H150ZM96 138H97V136L95 137V140H96ZM137 138H138V137H137ZM151 138H152V137H151ZM181 138H182V137H181ZM205 138H206V136H205ZM205 138H204V139H205ZM49 139H51V138H49V136H48V140H49ZM83 139H84V138H83ZM85 139H86V138H85ZM97 139H98V138H97ZM55 140H56V139H55ZM58 140L61 141L60 138H59ZM67 140L70 141V139H67ZM86 140H87V139H86ZM135 140H136V139H135ZM135 140H134V141H135ZM138 140H139V139H138ZM212 140H213V139H212ZM228 140H229V139H228ZM260 140H261V141H260ZM42 141H43V140H42ZM53 141H54V140H53ZM84 141H85V140H84ZM88 141L90 142V140H88ZM141 141H142V140H141ZM146 141H148V140H146ZM146 141H145V142H146ZM149 141H150V140H149ZM207 141H208V140H207ZM207 141H206V144H205V145L208 146V147H210L209 144H208L209 142H207ZM259 141L262 142L261 145H264V141H262V139H259ZM56 142H57V141H56ZM136 142H137V141H136ZM145 142H144V143H145ZM153 142H154V140H153ZM52 143L55 144V142H52ZM61 143H62V142H61ZM90 143H91V142H90ZM94 143H95V142L93 141V143H92L93 146H91V147H96V149H97V145L94 146ZM97 143H98V142H96V144H97ZM140 143H142V145H143V141H142V142H139V144H140ZM150 143H152V141H150ZM175 143H176V144H175ZM67 144H68V143H67ZM134 144H135V143H134ZM135 145H136V144H135ZM135 145H134V146H135ZM137 145H138V144H137ZM142 145H141V146L138 145V146H139V147H142ZM147 145L150 146L151 144L149 145V144L147 143ZM261 145H260V146H261ZM99 146H100V143H99ZM119 146H120V145H119ZM132 146H133V145H132ZM134 146H133V147H134ZM138 146H137V147H138ZM148 146H147V147H148ZM189 146H190V145H189ZM206 146H205V147H206ZM137 147H136V148H137ZM191 147H192V145H191ZM261 147H262L263 150H264V146H261ZM118 148H119V147H118ZM174 148H172V150H173ZM192 148H193V147H192ZM114 149H115V148H114ZM131 149H132V148H131ZM169 149H170V148H169ZM176 149H177V148H176ZM176 149H175V150H176ZM202 149H205V148L202 147ZM122 150H125V149H123V146H122L121 151H122ZM169 151H170V150H169ZM177 151H178V150H177ZM204 151L206 152V149H205ZM207 151H208V148H207ZM218 151H219V150H218ZM218 151H216V152H218ZM232 151H233V150H232ZM54 152H55V151H54ZM127 152H128V151H127ZM134 152H135V151H134ZM139 152H141L140 149H139ZM139 152H138V153H139ZM165 152H167V151H165ZM205 152H204V153H205ZM210 152H211V151H208V152H206V153L211 154V156H212V154L215 153L214 151H213L212 153H210ZM138 153H137V154H138ZM171 153H172V151H171ZM174 153H175V151H174ZM260 153H262V151H261ZM125 154H126V153H125ZM137 154H136V155H137ZM165 154L168 155V156H166L167 159H169V158L171 159V157H172L171 155H172V154H171V155H170V153H165ZM208 154H207V155H208ZM239 154H240V152H239ZM263 154H264V153H263ZM57 155L60 156L61 154H58V153H57ZM128 155H129V154H128ZM131 155H132V154H131ZM131 155H130V156H131ZM235 155H236V153H235ZM249 155H250V154H249ZM249 155H248V156H249ZM55 156H56V155H55ZM161 156H162V155H161ZM169 156H171V157H169ZM204 156H206V155H204ZM239 156H241V154H240ZM239 156H237V157H239ZM244 156H245V155H244ZM122 157H123V155H122ZM207 157H209V155H208ZM245 157H246V156H245ZM54 158H55V157H54ZM59 158H60V157H59ZM125 158H126V157H125ZM132 158H134V156H133ZM155 158H156V157H155ZM162 158H163V157H162ZM166 158H163V161L160 160L161 163H162L161 165H163L162 167H164L165 169L169 168V166H170V163H169L170 160H169V162H166V161H167ZM246 158L250 159L249 157H246ZM60 159H61V158H60ZM205 159H206V158H205ZM207 159H208V158H207ZM54 160H56V159H54ZM244 160H245V159H244ZM153 161H157V160L154 159ZM160 161H159V162H160ZM206 161H209V159L206 160ZM55 162H57V161H55ZM172 162H173V161H172ZM172 162H171V163H172ZM177 162H178V161H177ZM179 162H180V160H179ZM179 162H178V163H179ZM209 162H211V161H209ZM224 162H225V161H224ZM224 162L222 161L223 166H224V165H227V163H228L229 161H227V162H225V163H224ZM245 162L247 163L248 161L246 160ZM249 162H251V161H249ZM67 163H68V162H67ZM84 163H85V162H84ZM163 163H164V164H163ZM167 163H168V164H167ZM180 163H181V162H180ZM180 163H179L178 166L181 167L183 164H180ZM57 164L60 165L59 163H57ZM176 164H177V163H176ZM228 164L231 165V163H228ZM164 165H166L167 167H165ZM171 165H172V164H171ZM173 165H174V163H173ZM210 165H211V164H210ZM230 165H229V166H230ZM232 165H233V164H232ZM232 165H231V166H232ZM84 166H85V164H84ZM143 166L145 167V166H147V165L145 164V165H143ZM176 166H177V165H176ZM178 166H177V168L180 170L181 168L178 167ZM212 166L215 167L214 165H212ZM229 166H228V167H229ZM249 166H250V165H249ZM210 167H211V166H210ZM224 167H225V168H224V171L221 169V170L223 171V172H221L222 175H220L219 173H218V174H215V175H214L215 178H212V180H210V182H214V183H213V186H215V185H216V186H217V185L220 186V184H221V183H219L218 181L220 180V182H221L222 179H220V177L216 179V177H218L217 175H220V176H223V175H225V174L227 175V174L229 173V172L226 173L227 170L233 173V170H232V169H234V168L228 169L227 166H224ZM232 167H233V166H232ZM42 168H44V167H42ZM42 168H41V169H42ZM65 168H67V167H65ZM148 168H149V167H147V169H148ZM182 168H184V166H183ZM220 168H222V167H220ZM236 168H237V167H236ZM242 168H243V167H242ZM245 168H246V165H245V167H244V170H246ZM250 168H252V166H251ZM250 168H248V170H250ZM44 169H45V168H44ZM70 169H71V168H70ZM89 169H90V168H89ZM147 169H146V170H147ZM213 169H215V168H213ZM226 169H227V170H226ZM252 169H253V170H252ZM252 169L250 170L251 172H249L247 175H249V174L252 173V172H255L254 168H252ZM169 170H170V169H169ZM171 170H172V169H171ZM182 170H183V169H182ZM211 170H212V169H211ZM215 170H216V169H215ZM215 170L212 171V172H214V173H215V172H218V171H215ZM231 170H232V171H231ZM262 170H263V167H261V169L258 170L257 173H258L259 171H262ZM163 171H164V170H163ZM219 171H220V170H219ZM241 171H242V170H241ZM241 171H240V172H241ZM167 172H168V171H167ZM167 172H166V174H167ZM224 172H225V173H224ZM234 172H235V171H234ZM240 172H239V173H240ZM247 172H248V171H247ZM263 172H264V171H263ZM66 173H67V172H66ZM260 173H261V172H260ZM163 174H164V173H163ZM211 174H212V173H211ZM211 174L208 175V176H212V177H213V175H211ZM230 174H231V173H230ZM245 175H246V173H245ZM247 175H246V176H247ZM260 175H261V174H260ZM121 176H122V175H121ZM126 176H127V175H126ZM161 176H162V175H161ZM241 176H242V174H241ZM241 176H240V178H241ZM117 177H118V176H117ZM117 177H116V178H117ZM124 177H125V176H124ZM158 177H159V176H158ZM162 177H163V176H162ZM162 177H159V184H160V181H161V180H162V181H165V180L161 179ZM224 177H227V176H223V177H221V178H224ZM257 177H258V176H257ZM112 178H113V177H112ZM155 178H156V177H155ZM155 178H154V180H157V179H158V178H157V179H155ZM228 178H230V176H229ZM261 178H263V177H261ZM126 179H127V178H126ZM126 179H125V180H126ZM138 179H140V178H138ZM164 179H165V178H164ZM213 179H214V180H213ZM263 179H264V178H263ZM263 179H262L261 181H264ZM132 180H133V179H132ZM141 180H142V179H141ZM143 180H144V179H143ZM60 181L62 182V180H59L58 182H60ZM113 181H115V180H113ZM119 181H120V180H119ZM134 181H135V180H134ZM136 181H137V180H136ZM138 181H139V180H138ZM138 181H137V182H138ZM150 181H151V180H150ZM162 181H161V182H162ZM166 181H167V180H166ZM166 181L164 182L165 184H166ZM68 182H69V181H68ZM91 182H94V181H91ZM142 182H143V181H142ZM142 182H139V183L141 184ZM144 182H145V181H144ZM144 182H143V183H144ZM147 182H148V181H147ZM152 182H153V180H152ZM154 182H155V181H154ZM251 182H253V181H251ZM62 183H64V182H62ZM76 183H77V182H76ZM95 183H96V182H95ZM98 183H99V182H98ZM119 183H120V182H119ZM119 183H118V185H119ZM143 183H142V184H143ZM148 183H149V182H148ZM216 183H218V184H216ZM59 184H60V183H59ZM59 184H57V185H59ZM85 184H86V183H85ZM121 184H122V181H121ZM121 184H120V186H122V185L124 184V181H123V184H122V185H121ZM125 184H126V183H125ZM125 184H124V185H125ZM128 184H129V183H128ZM146 184H147V183H146ZM153 184H154V183H153ZM156 184H158V181L155 183V185H156ZM161 184H162V183H161ZM211 184H212V183H211ZM80 185H81V184H80ZM88 185H89V184H88ZM92 185H93V184H92ZM129 185H130V184H129ZM238 185H239V184H238ZM249 185H250V184H249ZM249 185L247 186V188L250 187ZM33 186H34V185H33ZM60 186H61V185H60ZM60 186H57V187H60ZM64 186H65V185H64ZM72 186H75V185H72ZM83 186H84V183H83ZM86 186H87V185H86ZM97 186H98V185H97ZM143 186H144V185H143ZM143 186H141V187H143ZM147 186H148V184H147ZM153 186H154V185H153ZM159 186H160V185H159ZM163 186H164V185H163ZM216 186H215V187H216ZM236 186H237V185H236ZM239 186H242V185H239ZM30 187H31V186H30ZM34 187H35V186H34ZM36 187H37V186H36ZM70 187H71V186H70ZM125 187H127V186H125ZM131 187H132V186H131ZM149 187H150V186H149ZM156 187H158V186H156ZM178 187H179V186H178ZM245 187H246V186H245V184H244V188H243L244 190L246 189ZM68 188H69V187H68ZM74 188H75V187H74ZM94 188L96 189V187H94ZM122 188H123V186H122ZM171 188H172V187H171ZM175 188H176V186H175ZM179 188H180V187H179ZM238 188H239V187H238ZM53 189H54V188H53ZM62 189H63V188H62ZM69 189H70V188H69ZM69 189H68V190H69ZM71 189H72V188H71ZM75 189H76V188H75ZM79 189H80V188H79ZM89 189H90V188H88V190H89ZM91 189H93V187H91ZM126 189H127V188H126ZM128 189H129V188H128ZM139 189H141V188H139ZM147 189H148V188H147ZM147 189H146V190H147ZM159 189H160V188H159ZM165 189H166V188H165ZM167 189H170V188H167ZM239 189H240V188H239ZM241 189H242V188H241ZM243 189H242V190H243ZM54 190H55V189H54ZM130 190H131V189H130ZM135 190H136V189H133V191H135ZM141 190H143V189H141ZM150 190L153 192L152 189H150ZM175 190H176V189H174V193H175ZM178 190H179V189H178ZM180 190H181V189H180ZM250 190H251V189H250ZM250 190H247V191L245 190V191L248 192V191H250ZM262 190H264V188H262ZM71 191H72V190H71ZM74 191H75V190H74ZM91 191H92V190H91ZM166 191H167V190H166ZM168 191H169V190H168ZM245 191H244V192H245ZM89 192H90V191H89ZM141 192H143V191H141ZM154 192H155V191H154ZM156 192H159V190L156 191ZM240 192H241V190H240ZM262 192H263V191H262ZM16 193H17V192H16ZM16 193H15V194H16ZM18 193H19V192H18ZM18 193H17V194H18ZM20 193H21V192H20ZM55 193H56V192H55ZM58 193H59V191H58ZM68 193H70V191H69ZM75 193L77 194V192H75ZM81 193H82V192H81ZM137 193H138V192H137ZM160 193H161V192H160ZM164 193H166V192H163V194H164ZM181 193H182V192H181ZM140 194H141V193H140ZM140 194L138 193V196H139ZM153 194H154V193H153ZM157 194H159V193H157ZM19 195H21V194H19ZM19 195H17L16 197H18ZM65 195H66V194H65ZM116 195H117V197H118V194H116ZM132 195H133V194H132ZM135 195H136V194H135ZM135 195H133V197H134ZM159 195H162V194H159ZM175 195L177 196V193H175ZM175 195H174V196H175ZM180 195H182V194H180ZM180 195H178L179 198H180ZM207 195H208V194H207ZM241 195H242V194H241ZM244 195H245V193H244ZM60 196H61V195H60ZM204 196H205V195H204ZM209 196H210V195H208V198H209ZM242 196H243V195H242ZM20 197H22V196H20ZM65 197H66V196H65ZM65 197H64V198H65ZM67 197H68V196H67ZM78 197H79V196H78ZM78 197H77V198H78ZM120 197H121V196H120ZM125 197H126V196H125ZM153 197H154V196H153ZM157 197H158V196H157ZM159 197H160V196H159ZM205 197H206V196H205ZM14 198H15V197H14ZM18 198H19V197H18ZM22 198H23V197H22ZM22 198H20V199H22ZM75 198H76V197H75ZM122 198H123V196H122ZM155 198H156V194H155ZM190 198H191V197H190ZM193 198H195V197H193ZM193 198H192V199H193ZM239 198H240V197H239ZM7 199H8V198H7ZM7 199H6V200H7ZM16 199H17V198H16ZM16 199H13V201L16 200ZM59 199H60V198H59ZM69 199H70V198H69ZM103 199H104V198H103ZM118 199H119V197H118ZM118 199H117V200H118ZM123 199H124V198H123ZM131 199H132V197H131ZM136 199H137V198H136ZM180 199H183V201L186 200L185 197H182V198H180ZM245 199H246V198H245ZM245 199H244V200H245ZM8 200H9V199H8ZM17 200H19V199H17ZM64 200H65V199H64ZM73 200H74V199H73ZM77 200H78V199H77ZM115 200H116V198H115ZM121 200H122V199H121ZM121 200H118L119 203H121ZM124 200H125V199H124ZM124 200H122V201H124ZM127 200L129 201L128 198H127ZM151 200H152V199H151ZM155 200H156V199H155ZM190 200H191V199H190ZM66 201H67V200H66ZM70 201H72V200H70ZM74 201H75V200H74ZM74 201H73V203H74ZM106 201H108V200H106ZM118 201H117V205H118ZM191 201H192V200H191ZM196 201H197V200H196ZM17 203H18V201H14L13 205L15 204L14 206H16ZM83 203H84V200H83ZM83 203H82V204H83ZM90 203H91V201H90ZM96 203H98V202H96ZM101 203H102V201H101ZM124 203H125V201H124ZM131 203H132V201H131ZM136 203H137V201H136ZM136 203H135V204H136ZM153 203H155L154 199H153ZM176 203H177V201H176ZM180 203H181V201H180ZM190 203H191V202H190ZM197 203H198V201H197ZM200 203H201V202H199V204H200ZM207 203H208V202H207ZM262 203H263V202H262ZM4 204L6 205V203H4ZM7 204H8V202H7ZM18 204H19V203H18ZM18 204H17V205H18ZM71 204H72V203H70V206H71ZM88 204H89V203H88ZM102 204H103V203H102ZM102 204H101V205H102ZM106 204H107V203H106ZM150 204H152V203H150ZM188 204H189V203H187V205H188ZM191 204H192V203H191ZM195 204H196V203H194L193 205H195ZM20 205H21V201H20V204L18 205V207H19ZM63 205H64V203H63ZM67 205H68V203H67ZM74 205H75V204H74ZM99 205H100V201H99ZM99 205H98V206H99ZM104 205H105V204H104ZM117 205H116V206H117ZM124 205H125V204H124ZM127 205L130 206L129 208H131V205H129V204H127ZM140 205H141V203H140ZM145 205H146V204H145ZM145 205H144V206H145ZM153 205H155V204H153ZM174 205H176V204H174ZM177 205H182V206H183L184 204H179V203H178ZM177 205H176V206H177ZM43 206H44V205H43ZM45 206H46V205H45ZM47 206H48V205H47ZM64 206H65V205H64ZM64 206H63V207H64ZM72 206H73V205H72ZM85 206H86V205H85ZM85 206H83V207H85ZM94 206H95V205H94ZM114 206H115V205H114ZM170 206H171V205H169V207H170ZM189 206H190V205H189ZM191 206H192V205H191ZM191 206H190V207H191ZM195 206H196V205H195ZM200 206H201V205H200ZM254 206H255V205H254ZM263 206H264V205H263ZM6 207L9 208V205H7ZM16 207H17V206H16ZM16 207H15V208H16ZM79 207H80V206H79ZM103 207H104V206H103ZM118 207L120 208L119 205H118ZM118 207H117V208H118ZM142 207H143V205H142ZM142 207H141V208H142ZM154 207H155V206H154ZM173 207H174V206H173ZM173 207H172V208H173ZM193 207H194V206H193ZM193 207H192V209H193ZM198 207H199V206H198ZM198 207H197L196 209H198ZM3 208H4V206H3ZM8 208H7V209H8ZM41 208H42V207H41ZM44 208H45V207H44ZM69 208H70V207H69ZM69 208H68V209H69ZM74 208H75V207H74ZM74 208L72 207V209H74ZM77 208H78V207H77ZM124 208H127V207H123V209H124ZM129 208H127V209H129ZM133 208H135V207H133ZM133 208L129 209L128 211H130V210L132 211ZM139 208H140V207H139ZM207 208H208V207H207ZM251 208H252V206H251ZM256 208H258V207H256ZM259 208H261V207H259ZM7 209L5 208L6 211H9V210H7ZM16 209H17V208H16ZM22 209H23V208H22V206H21V209H20V207H19L18 210H20V212H21ZM63 209H64V208H63ZM79 209H80V208H79ZM79 209H78V210H79ZM95 209H97V207H95ZM99 209H100V207H99ZM115 209H116V208H114V210H115ZM120 209L123 210L122 207H121ZM144 209H145V208L143 207L142 210H144ZM150 209H151V208H150ZM174 209H175V207H174ZM174 209H172V211H173ZM176 209H177V207H176ZM176 209H175V211H173V214H174V212H178V210L176 211ZM254 209H255V208H254ZM0 210H1V209H0ZM5 210H4V212H5ZM23 210H24V209H23ZM25 210H26V208H25ZM25 210H24V211H25ZM40 210H41V209H40ZM44 210H45V209H44ZM82 210H84V209H82ZM100 210H101V209H100ZM114 210H113L112 212H114ZM121 210H120V212H122ZM124 210H126V209H124ZM124 210H123V213H124V214H123V213H120V214H122V217H123V218H121V216H119L121 220L123 219V221H124L125 219L127 220L126 217H128L129 214L135 213V212H133V211H132V212L130 211L131 213H127V212L124 211ZM136 210H137V209H136ZM145 210H147L148 212H150V211L147 209V206H146V209H145ZM145 210H144V211H145ZM153 210H154V211H152V209H151V211H152L151 213H152L153 215H155V214L157 213V211H156V213H154L155 210H156V208L153 209ZM158 210H159V209H158ZM180 210H181V209H179V211H180ZM24 211H23V212H24ZM27 211H28V209H27ZM67 211H69V210H67ZM76 211H77V210H74L72 213H75V214H76V213H77ZM93 211H94V213H95V211L97 212L98 210H93ZM115 211H117V210H115ZM137 211H138V210H137ZM147 211H146V212H147ZM159 211H160V210H159ZM159 211H158V212H159ZM256 211H257V209H256ZM260 211H261V209H260ZM260 211H259V212H260ZM9 212H10V211H9ZM9 212H5V213H9ZM25 212H26V211H25ZM48 212H50V210H49ZM70 212H71V209H70ZM78 212H80V211H78ZM91 212H92V210H91ZM100 212H101V211H99V213H100ZM125 212H126L127 214H125ZM257 212H258V211H257ZM5 213H4V214H5ZM29 213H30V211H29ZM99 213H97V215H98ZM116 213H117V212H116ZM136 213H137V212H136ZM138 213H139V211H138ZM142 213H143V212H142ZM21 214H22V213H21ZM21 214H19V217L21 216ZM82 214H83V213H82ZM92 214H93V213H92ZM117 214H118V213H117ZM152 214H150V216H151ZM177 214H179V213H177ZM177 214H176V216H177ZM211 214H212V213H211ZM9 215H10V214H9ZM9 215H8V216H9ZM30 215H31V213H30ZM36 215H38V213L35 214V216H36ZM93 215H96V213L93 214ZM112 215H113V214H112ZM123 215H124V216H123ZM135 215H136V216H135ZM135 215L133 214L134 217H138L137 214H135ZM142 215H143V214H141L140 217H143ZM168 215H169V214H168ZM168 215H167V216H168ZM179 215H180V214H179ZM14 216H15V215H14ZM14 216H13V217H14ZM33 216H34V215L29 216V217H33ZM54 216H55V215H54ZM83 216H84V215H83ZM114 216H115V215H114ZM148 216H149V213H148ZM148 216H144L143 219H145V222H146V219L148 220ZM150 216H149V217H150ZM174 216H175V215H174ZM10 217H11V216H10ZM15 217H16V216H15ZM15 217H14V218H15ZM29 217H27V219H25V220H28ZM73 217H74V215H73ZM117 217H118V216H117ZM129 217H130V216H129ZM134 217H133V218H134ZM146 217H147V218H146ZM153 217H155V216H153ZM23 218H24V217H23ZM25 218H26V217H25ZM35 218H36V217H35ZM58 218H59V217L57 216V219H58ZM98 218H99V216H98ZM133 218H132V215H131V217L128 218L127 221H129L130 219H133ZM169 218H172V217L169 216ZM173 218H174V217H173ZM176 218H177V217H176ZM21 219H22V217H21ZM21 219H20V220H21ZM53 219H55V217H54ZM57 219H56L55 221H57ZM60 219H61V218H59V220H60ZM74 219H75V217H74L72 220H74ZM110 219H112V217H110ZM113 219H114V218H113ZM137 219H138V218H137ZM149 219H150V218H149ZM167 219H168V218H167ZM25 220H23V221H25ZM31 220H32V218L30 219V221H31ZM34 220H35V219H34ZM59 220H58V221H59ZM62 220H63V219H61V223L63 222V224H61V226L63 225L64 227L62 226L61 228H62V229H63V228L66 229V230L63 229L62 232L64 231V235H66V236H67V233L69 232V233H68V234H69L68 237L70 238V240H71V239L74 240V238H72V236H73V237H74V236L77 237V235H78L80 232L77 233V234L74 233V235H72V233H73V229L69 231L68 227L70 228V226H69V224H67L68 222H67V223H66V222L64 223V221H62ZM117 220L119 221V218H117ZM117 220H116V221H117ZM138 220H139V219H138ZM152 220H154V219H152ZM94 221H95V220H94ZM131 221H132V220H131ZM133 221H136V220L133 219ZM148 221H149V220H148ZM148 221H147V224H146V225H148ZM150 221H151V219H150ZM150 221H149V223H150ZM168 221H169V220H168ZM170 221H171V219H170ZM174 221H176V220H174ZM174 221H173V222H174ZM203 221H204V220H203ZM203 221H202V222H203ZM248 221H249V220H248ZM258 221H260V220H258ZM258 221H257V222H258ZM112 222H113V220H112ZM137 222H138V221H137ZM137 222H135V223H137ZM139 222H140V220H139ZM142 222H143V221H141L140 223H142ZM165 222H166V221H165ZM171 222H172V221H171ZM205 222H207V221H205ZM257 222L253 224V225H256V226H255V229H256V230H257V228H256V227H257ZM58 223H60V221H59ZM117 223H118V222H117ZM129 223H130V221H129ZM135 223L133 224V223L131 222L130 224H131V225H132V224L135 225ZM140 223H138L139 225H138V224L135 225V227H134L135 230L133 229V230H134L135 232H137V233H138V231L140 232V230H139V226L141 227ZM65 224H67L68 226L65 225ZM93 224H94V223H93ZM96 224H98V222H96ZM96 224H94V225L96 226ZM102 224H103V223H102ZM111 224H112V223H111ZM153 224H155V223H153ZM162 224H164V223H162ZM59 225H60V224H59ZM71 225H73V224H71ZM99 225H100V224H98L97 226H99ZM105 225H106V223H105ZM113 225H114V226H113L112 228L115 227V229L118 230L119 227L116 228V226H115L116 224H115V223H114ZM118 225H119V223H118ZM131 225H130V228L133 227V226H131ZM137 225H138V227H136ZM144 225H145V223H144ZM146 225H145V227H146ZM149 225H150V227H151V223H150ZM149 225H148V227H149ZM167 225H168V227H169V222H168ZM171 225H172V224H171ZM253 225H252V226H253ZM102 226H103V225H102ZM102 226H101V227H102ZM142 226H143V223H142ZM218 226L220 227L221 225H218ZM229 226H230V225H229ZM259 226H260V227H258V228L261 230V227H263V224H261V225H259ZM65 227H67V228H65ZM99 227H100V226H99ZM99 227H98V228H99ZM101 227H100V228H101ZM104 227H105V226H104ZM145 227L140 228L141 231H142V229H146V230H147L148 227H146V228H145ZM190 227H192V226H190ZM219 227H218V228H219ZM225 227L229 228L228 226H225ZM231 227H232V226H231ZM231 227H230L229 229H232V230H233V229H236V228H234V227H233V228H231ZM95 228H97V227H95ZM98 228H97V230H101V229H98ZM170 228H171V227H170ZM193 228H194V227H193ZM221 228H222V227H221ZM251 228H252L253 231H255V230L253 229V227H251ZM34 229H36V231H34ZM34 229H33L34 232L32 231V233H33V234L36 233V235H35L36 238H37V235H38V237H40V232H41V231L39 232V226H38L37 224H36V228H35V225H34ZM70 229H71V228H70ZM119 229H120V228H119ZM131 229H132V228H131ZM137 229H138V230H137ZM149 229H150V228H149ZM151 229H152V228H151ZM214 229H215V227H214ZM18 230H19V229H18ZM117 230L114 231V233H117ZM136 230H137V231H136ZM194 230H195V229H194ZM209 230L212 231V232H214V233H217V231H218V230L213 231V230H211L210 228H209ZM237 230H240V229H237ZM252 230H251V232H252ZM20 231H21V229H20ZM23 231H24V230H23ZM23 231H22V232H23ZM65 231H66V232H65ZM67 231H68V232H67ZM134 231H133V232H134ZM144 231H145V230H144ZM147 231L149 232L150 230H147ZM166 231H167V230H166ZM178 231H179V230H178ZM228 231H229V230H228ZM235 231H236V230H235ZM240 231H241V230H240ZM248 231H249V230H248ZM16 232H18V231H16ZM16 232H14V234H13V235H14L13 238L16 239L17 241L20 239V241H21V238H23L22 235H25V233L18 232V233L16 234ZM45 232H46V231H45ZM71 232H72V233H71ZM83 232H84V231H83ZM85 232H86V231H85ZM96 232H97V231H96ZM99 232H100V231H99ZM99 232H98V233H99ZM126 232H127V231H126ZM190 232H191V231H190ZM199 232H200V231H199ZM233 232H234V231H233ZM19 233H20V234H19ZM48 233H49V232H48ZM120 233H124V231H123V232H121V230L118 231V234H120ZM129 233H131V232H129ZM141 233H142V232H141ZM143 233H144V232H143ZM181 233H183V232H181ZM185 233H186V232H185ZM196 233H197V232H196ZM240 233H241V232H240ZM15 234H16V235L19 234V236H20L21 238H20L19 236H16ZM21 234H22V235H21ZM44 234H45V233H44ZM81 234H82V232H81ZM81 234H80V235H81ZM93 234H94V233H93ZM99 234H100V233H99ZM101 234H102V233H101ZM144 234H147V233H144ZM164 234H165V233H164ZM174 234H176V232H175ZM179 234H180V231H179ZM201 234L203 235L204 233H201ZM45 235H46V237H48V236H47V233H46ZM45 235H44L43 237H45ZM49 235H50V234H49ZM60 235H63V234H60ZM64 235H63L62 237H64ZM95 235L97 236V233L94 234V238L96 237ZM120 235H121V234H120ZM120 235H116V236H119V237H118L119 239H116V240H120V241L122 240L121 243L124 241L126 244H125V243H122V244H121L122 246H118V247H122V248L124 247V248H126V250H127L128 247H129V249H131L130 246H131L132 244H134V246H133V245H132V246H133V247H136V251H139V253H141V251L139 250V249H141V248H138V247H142V245H139V244L142 243V242H139V243L136 242L135 239L138 238V237H136V236H134V237L132 238V236L134 235V233H133L130 237L128 236V240H129V241H127V239H121V238H120V237H123V236L126 235V234H123V236H120ZM136 235H137V234H136ZM188 235H189V234H188ZM204 235H205V234H204ZM25 236H26V235H25ZM78 236H79V235H78ZM167 236H168V235H167ZM205 236H207V235H205ZM217 236H218V235H217ZM11 237H12V236H10V240L12 239V241H14L13 238H11ZM15 237H18V238H15ZM27 237H28V236H27ZM29 237H30V236H29ZM59 237H60V236H59ZM59 237H58V238H59ZM68 237L65 239V241L68 240V242L65 243V244H68V245H69L70 240H69ZM76 237H75V238H76ZM83 237H84V236H83ZM211 237H212V236H211ZM77 238H79V239H81V240L83 241V239L81 238V236H80V237H77ZM130 238H131V240H130ZM139 238H143V236H142V235L140 236V234H139ZM144 238H145V237H144ZM191 238H192V237H191ZM191 238H188V239H190V240H188L189 242L192 241ZM197 238H198V237H197ZM203 238H204V237H203ZM43 239H44V238H43ZM79 239H78V240H79ZM112 239H115V238H112ZM133 239H134V240H133ZM195 239H196V238H195ZM204 239H205V238H204ZM218 239H219V238H218ZM16 240H15L14 242H16ZM116 240H114L113 243H112V242H109V241H111V239H110L109 241H107V242H108L107 247L111 246V248H113V249L116 250V248H118V247H116V245H117V244H118V245L120 244V243H119L118 241H116ZM125 240H126L127 242H126ZM141 240H142V239H141ZM196 240H197V239H196ZM24 241H25V237H24V239H23V243H24ZM63 241H64V239H63ZM65 241H64V242H65ZM130 241H131V242H130ZM134 241H135V243H137L139 246H138L137 244H135V243H132V242H134ZM142 241H144V240H142ZM188 241H186V242H188ZM14 242H12V243H14ZM21 242H22V241H21ZM21 242H19V243H21ZM57 242H60V241H57ZM61 242H62V240H61ZM64 242H63V243H64ZM75 242H76V239H75ZM77 242H78V241H77ZM77 242H76V244L78 245V243H79L80 241H79L78 243H77ZM91 242H92V244H93V240H91ZM101 242H102V241H101ZM167 242H168V241H167ZM199 242H200V240H199ZM204 242L206 243V241H204ZM222 242H223V241H222ZM261 242H262V241H261ZM261 242H260L259 244L262 245L261 247L263 248V246H264V245H263L264 240H263L262 243H261ZM17 243H18V242H17ZM19 243H18V244H19ZM23 243H21V244L24 245V247H26L25 249H26V251L28 252V250H27V246H28L29 241L25 242V243L27 244V246H25L26 244H25V243L23 244ZM63 243H60L61 246H63V245H62ZM71 243H74V242H71ZM110 243H112V245H111ZM116 243H117V244H116ZM127 243H128L129 246L127 245ZM131 243H132V244H131ZM163 243H164V241H163ZM196 243H197V242H196ZM196 243H195V244H196ZM200 243H201V244H200L197 248H195L196 250H197V249H201L202 247L206 246V244L202 243V241H201ZM216 243H220V242H218V241L216 240ZM15 244H16V243H15ZM15 244H14L15 248H17L16 245L19 247L18 244H16V245H15ZM47 244H48V247H49V246H50V245H49V242H47L46 244H44L45 247H47ZM57 244H58V243H56V245H57ZM60 244H59V248H60V249H59L58 247H56V249H59V250H57V251H59V252L56 253V251H53L54 253L58 254V257L60 258V259L57 261L58 264H59V262H61L62 260L64 261V263H62V262H63V261H62L61 264H66V262L68 263L70 259H71V260H70V263H69V264H74V263H75V261H74L75 259L73 258V261H72V257H75V256H76L75 258H77V255H78L77 252H76L77 255L74 254L75 252L73 253V248H72V247H74L75 244H74V246H72V247L66 245L67 247H64V246H63L62 248L60 247ZM65 244H64V245H65ZM80 244H81V242H80ZM96 244H97V243H96ZM100 244H101V243H100ZM104 244H105V243H102V245H104ZM115 244H116V245H115ZM123 244H124V246H123ZM145 244H146V243H145ZM203 244H204V245H203ZM223 244H224V243H223ZM56 245H54V246H56ZM126 245H127V246H126ZM162 245H163V244H162ZM186 245H187V244H186ZM189 245H190V243H189ZM189 245H187V246H189ZM218 245H219V244H218ZM260 245H257V244H256L255 246H257V248H256V247L254 248V247L252 246V247L254 248V251L251 252V253H252V254L255 253V252L257 251L256 249L260 248ZM14 246L12 247V248H13V250H12L13 253H12V252H11V249H12V248L10 249L6 244H3V247H4L5 251H6L5 254H7V255H6L7 264H12V262H13V264H15V263H14V260H15V262H16L17 260H20V259H24V260H23V261L20 260V261H18V262H20V263L17 262L16 264H21L22 262H23L22 264H25V263H26L25 260H28V258H29L28 253H27V255H25V256H27V259H26V257L23 255V254H26V251H24L23 246H22V247H19L20 249L17 248V251H18V252H21L22 249H23L24 252L22 251V252L20 253V256H18V255L16 256V253L18 254V252H16V251H15L16 253L14 252V250H16V249L14 248ZM100 246H101V245H100ZM132 246H131V247H132ZM137 246H138V247H137ZM223 246L226 247V245H223ZM45 247H44V248H45ZM48 247H47V251H48V249H49ZM68 247H69V248H68ZM107 247H106V248H107ZM114 247H115V248H114ZM185 247H186V246H185ZM207 247H208V246H206V248H207ZM63 248H64V249H63ZM65 248H66V249H65ZM67 248H68V251H69V252L67 251ZM70 248H71V250H69ZM98 248H99V247H98ZM106 248H105V247H103V248L100 247L99 249H100L101 252L104 250V252H105L106 254L109 252V253L107 254L109 260H108V259L106 260V258H105L106 254H103V252H102V255H101V256H103L104 259H103V257H102V259H101V258H100L101 256L99 257V259H101V263H102V260H103V263H102V264H111V263L114 264V261H115V260H116V261L118 260V259H115V257L118 258V257H119L118 254L120 255V253L122 254L123 252H122V250H120V251H119V250H116V251H115V250H113V249H111V251H112V252H111V251H110V247L107 248L108 250H107ZM124 248H123V251H124ZM186 248H187V247H186ZM206 248H205V249H206ZM220 248L222 249V248H224V247H220ZM253 248H252V250H253ZM262 248H260V251L258 250V252L261 253L262 256L264 257V254L261 252ZM8 249H9V250H8ZM18 249H19V250H18ZM53 249H55V247H54ZM94 249H95V248H94ZM102 249H103V250H102ZM120 249H121V248H120ZM137 249H138V250H137ZM144 249H145V245H144ZM144 249L142 248L143 251H144ZM182 249H183V248H182ZM189 249H191L192 251H194L192 248H189ZM189 249H187V250H189ZM205 249H202V250H205ZM221 249H220V250H221ZM45 250H46V249H45ZM45 250L43 249V251H45ZM74 250H75V247H74ZM106 250H107V252H106ZM134 250H135V249H134ZM176 250H177V248H176ZM196 250H195V251H196ZM223 250H228V248H227V249L224 248ZM234 250H235V247H234ZM263 250H264V248H263ZM263 250H262V251H263ZM47 251H46V253L48 254V256H46V253H45V252H43V255H44V256H43V255H42L43 257L41 256L43 259L45 258V260H46V258L52 256V254H50V253L47 252ZM100 251H99V252H100ZM118 251H119V253H118ZM143 251H142L141 255L143 254ZM181 251H182V250H181ZM207 251H208V250H206V252L204 251V252H205L204 255H206ZM67 252H68V253H67ZM96 252H98V251H96ZM110 252H111V253H110ZM125 252H126V251H125ZM162 252H163V251H162ZM184 252H185V251H184ZM186 252H187V251H186ZM202 252H203V251H202ZM204 252H203V253H204ZM225 252H226V251H225ZM11 253L13 254V256H12ZM14 253H15V254H14ZM22 253H23V254H22ZM72 253H73L74 256L71 255V256H72L71 258H70V257H69V259L66 258L68 254H72ZM114 253H116V254H114ZM187 253H189V252H187ZM192 253L194 254V252H192ZM256 253H257V252H256ZM97 254H98V253H97ZM111 254H112L113 256H110ZM137 254H138V252H137ZM221 254H222V253H221ZM227 254H228V253H227ZM230 254H231V253H230ZM14 255H15V256H14ZM59 255H60V256H59ZM104 255H105V256H104ZM114 255H115V257H114ZM116 255H117V256H116ZM165 255H166V254H165ZM204 255H203V256H204ZM208 255H209V254H208ZM233 255H234V254H233ZM250 255H251V254H250ZM257 255H258V254H257ZM11 256H12L14 259H13ZM21 256H22V257H21ZM56 256H57V255H56ZM93 256H94V255H93ZM120 256H121V255H120ZM135 256H136V255H135ZM135 256H133V257L130 259L131 261L128 260V261L130 262V264L132 263L133 260H135V259L138 257V256H137V257H135ZM183 256H184V254H183ZM190 256H191V255H190ZM192 256H193V255H192ZM203 256H202V258H197L199 262L196 261L195 257H194V258H191V260L194 259V260H193V264H208V262L206 263L205 261H207V259H209V258H207V257H203ZM226 256H227V255H226ZM230 256H231V255H230ZM255 256H256V254H255ZM260 256H261V255H260ZM20 257H21V258H20ZM23 257H25V258H23ZM53 257H55V255L52 256L51 259H53ZM58 257H57V258H58ZM109 257H112L113 259H112V258H109ZM122 257H123V256H122ZM141 257H143V256H141ZM163 257H164V256H163ZM224 257H225V256H224ZM231 257H232V256H231ZM231 257H229V259H231ZM252 257H253V256H252ZM252 257L250 256V258H252ZM15 258H16V259H17V258H20V259H17V260H16ZM42 258H41L40 261H39L40 264H41V260H42ZM57 258H54L53 261L56 262L55 259L57 260ZM95 258L98 259V256L95 257ZM188 258H189L188 260H190V257H188ZM253 258H254V257H253ZM257 258H258V257H256V262H257ZM64 259H66L67 261H65ZM99 259L97 260V261H98V262H97V261L94 260V258H93V260H94L93 264H100V260H99ZM111 259L113 260V262H112ZM119 259H120V258H119ZM163 259H164V258H163ZM185 259H186V258H185ZM242 259H243V258H242ZM259 259H260V258H259ZM47 260L51 261L50 263L54 264V262H53L52 260H50L49 258H48ZM104 260H106L107 262L109 261V262L107 263V262L104 261ZM210 260H211V259H210ZM248 260H249V259H248ZM43 261H44V260H42V262H43ZM110 261H111V263H110ZM126 261H127V260H126ZM194 261H195V262H194ZM211 261H212V260H211ZM224 261L228 262L227 260H224ZM229 261H230V260H229ZM240 261H242V260H240ZM249 261H252V260L250 259ZM261 261H262V259H261ZM95 262H97V263H95ZM117 262L119 263L120 261L118 260ZM162 262H163V260H162ZM162 262H161V263H162ZM167 262H168V261H167ZM188 262H189V261H188ZM244 262H248V261L246 260V261H244ZM263 262H264V261H263ZM263 262H262V264H263ZM33 263H34V262H33ZM33 263H31V264H33ZM36 263H37V262H36ZM121 263H122V262H121ZM172 263H173V262H172ZM179 263H180V261H179ZM179 263H178V264H179ZM211 263H212V262H211ZM211 263H209V264H211ZM257 263H258V264H261L259 261H258ZM26 264H29V260H28V262H27ZM115 264H116V262H115ZM127 264H129V263H127ZM170 264H171V263H170ZM174 264H176V262H174ZM188 264H191V263H188ZM226 264H227V263H226ZM245 264H247V263H245ZM248 264H249V263H248Z\"/></svg>",
  "mask_w": 264,
  "mask_h": 264
}]
</instances>
